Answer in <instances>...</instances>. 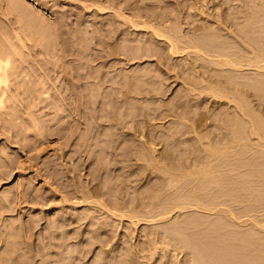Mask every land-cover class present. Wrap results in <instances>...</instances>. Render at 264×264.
Wrapping results in <instances>:
<instances>
[{"label":"rangeland","instance_id":"1","mask_svg":"<svg viewBox=\"0 0 264 264\" xmlns=\"http://www.w3.org/2000/svg\"><path fill=\"white\" fill-rule=\"evenodd\" d=\"M8 1H10V2H8ZM97 1V4L95 3ZM94 0V2H92V0H0V35H2L3 37H1L0 36V43L1 44H5L6 42V40L7 39H9L10 40V43H11V41H13L12 43H16V40L14 39L15 38V34L16 33H19L20 35H21V37H24L25 35H23L22 36V34H25V30H23V29H25L26 28V31L27 30H31V28H28L27 29V27H30L31 26V24L33 23L34 24V21H36V19L38 20V18H39V20L41 19V20H43V21H41L40 20V22H42L43 24L44 23H46V25L49 23V22H51L52 23V25H50L49 27H50V29H46V28H48V25L50 24H48L47 25V27L45 28H42V29H40L41 31L39 32L40 34L41 33H43L44 32V29L46 30V32L45 33H47L46 35H48V38L46 37V35L44 36V38H46L47 39V43H45L46 42V40H44V38H43V36L41 35V38H40V36H38L39 34L37 33V32H35L36 34H38L37 36H38V38H40V39H43L45 42H43V41H41L40 39V44H41V46H39V47H34L35 49V51H36V53H33L34 51L33 50H31L30 48H28V47H30L31 45V43H29V42H27V43H25L28 47L26 48V49H28L29 51H27L26 49L24 50V51H22L23 53V57H25V58H27V59H23V60H21V61H25L26 60V63H28L27 64V66H26V64H25V62L24 63H22V65H24V67L23 68H25V69H20L19 71L21 72V71H23V73L24 74H21L22 76H24V77H22V76H19L18 75V73H20L19 71H18V73H15V74H17L16 75V77H15V75H11V76H14V77H9V78H11V79H9V81H10V84L9 85H11V83H12V85L9 87V91H10V94H9V92H7L8 94H7V96H8V98L6 99L8 102L6 103V101H5V104L3 105V107L5 106V108H4V110H1L0 112L2 113H0V203H3V204H0V205H2L1 207H0V255L2 256V254L4 253V255H8L9 253V251H10V256L8 255V257L6 256V258H13V259H7V262L5 261H0V264H15L16 262V258H17V263L19 264V262H20V264H58V262L59 261H61V260H64V259H66V256H67V258L69 257V254H65V252L67 253V251H65L64 252V250H65V248H67V249H70V247H65L64 245L66 244V242L64 241H62V239H59V237L61 236V234H62V236L65 234V236L67 237V238H69V236L70 235H72V233H74V234H76V232L77 233H79V237L77 236V234L76 235H72L73 237H71V239L72 240H74V239H76L75 237H77V239L78 238H80V240H79V243H78V240H76L77 242H73L72 240V242H70V238H69V241L68 242H70L69 244V246H73V247H71L72 249H74V250H72V252L71 253H73V254H75L73 251H75V249H77V250H81L83 247V249H85V250H87L89 247L91 248V250L90 249H88L89 250V254H87V257H85L82 253H79V256H77L78 254H75V255H72L69 251V253H70V258L73 256L74 257V259L75 258H80V257H82V255H83V257H84V259L82 258V259H79V261L77 260V261H75L74 259H73V257L70 259L71 260V264H79V262H81V264H93V262H95L96 260H98L99 262H98V264H102L101 262H102V258H103V263H105V261H108L109 259L108 258H115V260L113 259H111L115 264H117V263H120V262H118L119 260H120V258L122 259V261L124 262V260H126L127 261V263H125V264H148V262H146V261H148L144 256H146V252H144L143 254H141V253H137L135 256H136V258L135 257H133L134 256V250H135V248H137L135 251H138V249L140 248V247H142V246H145V242H146V240H148V237H149V239H151V238H153V237H151L149 234L150 233H152V231L154 232V231H158V232H160L162 229H169L170 228V230H171V227H173L174 228V224L176 225L178 222H180L181 220L183 221V220H185L187 217L189 218L191 215V217H197V219H198V217H199V219H198V221L199 220H201L200 218H204L205 217V215L204 214H202V213H195L196 215H194V214H192V213H194V212H192V213H186V214H184L185 212H181L179 215L176 213V214H174L173 213V215L172 214H170V217L168 218V219H166V220H164V222L162 221V223H159L160 224V226H159V224L157 223L156 225H158V227H156V225H155V223H153V225L151 224V225H145V224H140V223H138L137 225H134V224H130L129 225V223H128V221H124L125 219L123 218V220L121 219V221H120V218H118L117 216L120 214L119 213V211H115V210H113V209H111L109 206H107L108 204H107V202H105V199L106 200H108L109 198V200H111V201H113V200H115L116 198L115 197H113V196H115V195H111L112 194V191L113 190H117V188H118V191H122L121 193H124L123 191H126L125 192V196H124V194H121L120 192H118V191H116L117 193H118V195L116 194V192H115V194H116V196L118 197L117 199H118V201H121V199H125V200H132V198H134V200H135V198L137 199L138 197H140V199H141V197L143 196V199L145 198V200H147V198H150L154 193H155V188H156V190L158 189V187L161 185V187H163L162 186V184H166V183H164V182H167V180L166 181H163V179H164V177H162V174H159L158 173V171H156L154 168H150V166L149 167H146L145 165H147L146 163H142V162H144V161H140V163H138L137 164V162L135 163V161H133V162H131L130 160L126 163V161H125V163L124 164H121V166H120V164H119V167L117 168L116 166H118V164L115 166L116 167V169L114 168V164L113 165H108L107 167H109V168H106V170L105 169H101V168H103L102 167V164H101V159L100 160H96V157L98 156V155H96L97 154V152L99 151V149L100 148H103V147H101L100 145V142H101V140H102V144H105V142L106 141H108V140H105L104 141V143H103V139H102V134H104L105 133V130L104 129H106V128H103V126H104V121H102L103 119H101V117H102V114H100V113H103V112H101L100 110H101V108H100V110H99V108L97 107V111L95 112V111H93L92 110V108L93 109H95L91 104L89 105L88 104V102H87V100H89V97H90V95L89 94H91V91L93 90V88L91 87V91H89V89H90V86L92 85H90L89 86V81H90V83H94L95 82V80H94V77L95 78H98L97 79V83L93 86V87H96V85L97 84H99V85H97V87H99L100 86V83L99 82H101V81H103L102 79H103V76L105 77V75L106 74H109L110 73V68H111V73H110V75L113 73V74H118V73H120V70H121V73H122V71H123V74H125L126 76H132V79H133V76H134V79L137 81V78H136V76H139V74H138V72H142V69H146L147 68V65L149 64V63H147V60L145 59H143V60H141V64H139L138 65V63H136L135 61H129L128 62V64L127 63H125V62H123V58L121 57V56H123V55H121L122 53L121 52H123V49L121 48L120 49V46H121V43H122V41H124V43H127V42H129L128 43V45H130V46H132V47H134V43H136V42H140V44L142 43V42H144L143 44H141V46L143 45V47L145 46V44H152V43H150L148 40L149 39H151V32H150V30H151V28H148L149 29V33H148V30L147 31H145L144 30V28H141L140 30L139 29H136V28H134L133 27V29H132V26L131 27H128V25L130 24L129 22V24L128 23H126L127 21L125 20V21H121V20H119V19H122L123 17H119V15H118V11L116 10L115 11V7H111L113 4L114 5H116V4H118L119 3V1L120 0H116V1H118V3H116V1L114 0V1H112V0H109V1H111L110 3H109V1L107 2V0ZM102 1V2H101ZM122 1V3L123 4H120L121 6H120V8L121 9H123V10H121L122 12L124 11V9H128V8H131L132 6L134 7H132V9L133 10H135V12L137 13V12H140V14H147L148 12H146L145 10H149V16H153V15H150V14H153L154 13V15H161V14H167L168 13V15H166V16H169V14L173 11L174 12V10L175 11H178V12H176V13H178V14H180V18L176 15V13H175V15L177 16V18H179L181 21H185V22H187V20L189 21V23H192V22H194V24L196 25H199V23H200V25H202L203 27H207V29L209 28V30H210V32L213 34V35H215L216 36V34L217 35H219L220 36V38L221 39H224L225 41H227V42H230V45L232 44V45H234L233 47L231 46V48H233L234 50H233V52H238L239 53V55L241 54V55H243L244 53L246 54V52L245 51H247L246 49H244V48H246L245 46L246 45H244L243 46V42L241 43V39L240 38H238L237 39V36H236V38H235V36H233V35H235L234 33H231V32H229V31H227V25H229V22H232L233 21V18H234V21H233V23L232 24H236V22H238L237 23V25H240V23H242V25H243V20H241L242 19V14L240 13L241 11L243 12V10H242V8H239L240 6L241 7H243V5H239L240 3L242 4L245 0H242L243 2H241V0L239 1V0H236V2H235V0H227V2H229V1H231V2H229V3H225L224 1H226V0H217V4H216V0H214V1H211V0H188V1H185V4L183 3L184 1L183 0H156V1H153V0H132L131 2H132V4H131V2H129V0H121ZM127 1V2H126ZM138 1H140V3L138 2ZM157 1H159V2H157ZM182 1V2H181ZM198 1V2H197ZM240 3H239V2ZM254 1H256V0H254ZM64 2V3H63ZM79 2H80V4H79ZM84 4L85 3V5L87 6H85V5H83L82 3ZM107 2V3H106ZM128 2H129V4H130V7H129V5H127L128 4ZM135 2H137V3H135ZM144 2V3H143ZM150 2V3H149ZM152 2V3H151ZM162 2H164V3H162ZM181 4H180V3ZM188 2V3H187ZM190 2V3H189ZM193 2V3H192ZM204 2V3H203ZM232 2H233V4H232ZM246 2H250V1H247L246 0ZM72 3V4H71ZM98 3H100V4H102L101 6H100V4L98 5ZM136 4V5H138L139 4V6H137L136 7V5H134V4ZM156 3H157V5H156ZM161 4V6L159 7V5ZM173 3V4H172ZM178 3V4H177ZM182 3H183V5L185 6H183L182 5ZM202 3H203V5H202ZM209 3H211V4H209ZM223 3V4H222ZM231 3V4H230ZM254 3V2H253ZM107 4L109 5H111V6H109V7H111V8H115V9H111V8H109L108 6H107ZM141 4V5H140ZM143 4V5H142ZM165 4H167V5H165ZM180 4V5H179ZM192 4V5H191ZM201 4V5H200ZM230 4V5H229ZM239 6H238V5ZM246 4H249V3H246ZM255 4V3H254ZM79 5V6H78ZM83 5V6H82ZM98 5V6H97ZM113 5V6H114ZM132 5V6H131ZM152 5V6H151ZM172 5V6H171ZM181 5H182V7H181ZM187 5V6H186ZM190 5V7H188ZM207 5V6H206ZM214 5V6H213ZM238 7H236V6ZM251 5V4H250ZM249 5V6H250ZM70 6V7H69ZM128 7V8H126V7ZM203 6V7H202ZM220 6H221V8H220ZM228 6V7H227ZM230 6H232V8H230ZM249 6H247L246 5V7H248V8H250ZM253 4H252V6H251V8H253ZM84 7H86L87 8V10L89 11H87L86 10V8H84ZM88 7H90V8H88ZM103 7H105L104 9L106 10H101V8H103ZM123 7V8H122ZM143 7V8H142ZM145 7H148L147 9L145 8ZM166 7H168L169 9H170V7H171V10L172 11H170V10H166L167 8ZM181 7V8H180ZM205 7V8H204ZM213 7V8H212ZM226 7H227V9H226ZM237 9H236V8ZM245 7V6H244ZM244 7H243V9H244ZM84 10H83V9ZM98 8H100V9H98ZM135 8H137V9H135ZM159 9V10H163V11H165V13L163 12V11H160V12H158L157 11V9ZM183 8H184V12H182L183 11ZM190 9L191 8V12H189L190 10H186V9ZM215 8H216V10H215ZM248 8H246V9H248ZM78 9V10H77ZM81 11H80V10ZM107 9H111V10H108L107 11ZM144 9V10H143ZM193 9V10H192ZM206 9V10H205ZM230 9H231V11L233 12V14H234V17L232 16L233 14H232V12L230 11ZM234 9H235V13H234ZM240 11H239V10ZM100 10H101V12H100ZM136 10H138V11H136ZM140 10V11H139ZM142 10V11H141ZM153 10H156V12L155 11H153ZM180 10H181V12L182 13H180ZM186 10V11H185ZM229 10V11H228ZM236 10H238L239 11V15H237L236 13L238 12H236ZM56 11V12H55ZM86 11V12H85ZM112 11H114V12H116V13H113ZM130 10H125L124 11V18H128V19H131V21H132V18H129V17H131L129 14L131 13V12H129ZM206 11V12H205ZM211 13L212 12V15L209 13V12ZM73 13V14H71V13ZM121 12V13H122ZM128 12V13H127ZM153 12V13H152ZM158 12V13H157ZM161 12H163V13H161ZM167 12V13H166ZM195 12V13H194ZM229 12H231V18H229ZM244 12H245V10H244ZM52 13V14H51ZM84 13V14H83ZM91 13V14H90ZM99 13V14H98ZM121 13H119V14H121ZM156 13V14H155ZM174 13H171V14H173L172 16H173V18L175 17L176 18V16L174 15ZM199 13V14H198ZM201 13V14H200ZM208 13V14H207ZM107 14V15H106ZM114 14V15H113ZM116 14V15H115ZM129 16V17H127V15ZM170 14V15H171ZM215 14V15H214ZM217 14V15H216ZM38 15H41V16H38ZM56 15V16H55ZM73 15V16H72ZM82 15V16H81ZM91 15H92V17H91ZM108 15H109V17H108ZM164 15V16H165ZM203 15V16H202ZM211 15V16H210ZM214 15V16H213ZM219 15V16H218ZM235 15H237V17H240V18H238V20H235V18H236V16ZM48 16H49V18H50V20L49 19H45V18H48ZM56 18H55V17ZM171 16V17H172ZM199 16V17H198ZM209 16V17H208ZM212 16L214 17V18H212ZM242 16V17H241ZM67 17V18H66ZM74 17V18H73ZM89 17V18H88ZM102 17V18H101ZM113 17V18H112ZM115 17V18H114ZM155 17V16H154ZM170 17V16H169ZM186 17V19L185 20H183L184 18ZM219 17H221V21H222V24L223 23H225V24H227L226 25V27L225 26H223L222 27V29H221V26H222V24H219V23H221V22H219L220 20H219ZM36 18V19H35ZM47 21H44V19ZM53 18V20H51ZM78 18V19H77ZM119 18V19H118ZM153 18V17H152ZM168 18V17H167ZM183 18V19H182ZM189 18V19H188ZM203 18V19H202ZM211 18V19H210ZM57 19V20H56ZM88 19V20H87ZM111 19V20H110ZM145 19V18H144ZM207 19V20H206ZM210 19V20H209ZM237 19V18H236ZM240 19V20H239ZM20 20V21H19ZM39 20L38 21H36L35 22V25H34V29H32V30H39V26H38V24H40V22H39ZM71 20V21H70ZM83 20V21H82ZM98 20V21H97ZM116 20H118V21H116ZM136 20V21H135ZM138 20H140V19H138V18H134L133 19V21L134 22H139ZM191 20H192V22H191ZM213 20H215V22H216V24L214 23V21ZM219 20V21H218ZM30 21H33V22H30ZM54 21V22H53ZM56 21H58V22H56ZM61 21V22H60ZM70 21V22H69ZM76 21V23H74ZM101 21V22H100ZM107 21H109V22H107ZM110 21L112 22L113 21V23H110ZM115 21V22H114ZM144 21H147V22H149V20L147 19V20H144ZM229 21V22H228ZM23 22V23H27V22H30V23H28V24H26V25H28V26H26V27H24L23 28V26H22V30L24 31L23 33L21 32V23ZM64 22V23H63ZM68 22V23H67ZM71 22H73V23H71ZM96 22V23H95ZM104 22V23H103ZM117 22H118V24H117ZM140 22H142V20L140 21ZM146 22V23H147ZM185 22H184V24L181 26V29L182 30H184L185 29V32H186V30L188 29V25H187V23H186V25H185ZM196 22H198V23H196ZM209 22V23H208ZM227 22V23H226ZM235 22V23H234ZM41 23V24H42ZM53 23H55V24H57V25H55L56 27V35L54 36H52V37H50L52 34H50L51 32L53 33V31H51L52 29H51V26H54V24ZM61 23V24H60ZM81 23V24H80ZM91 27L92 26V28H89L88 27V25ZM100 23H101V25H100ZM149 23H151V22H149ZM204 23V24H203ZM75 24H76V26H75ZM85 24L87 25L86 27L87 28H89V29H87V28H85ZM110 24V25H109ZM119 24H123L124 25V27L122 26V25H119ZM127 24V25H126ZM152 24V23H151ZM214 24V25H213ZM219 24V25H218ZM20 25V26H19ZM30 25V26H29ZM97 25V26H96ZM106 25V26H105ZM107 25H109V26H107ZM117 25V26H116ZM120 27H119V26ZM131 25V24H130ZM185 25V26H184ZM210 25V26H209ZM24 26H25V24H24ZM38 26V27H37ZM73 26V27H72ZM74 26H75V29H74ZM84 26V27H83ZM122 26V27H121ZM127 28H126V27ZM150 26V24H147V27H149ZM217 26V27H216ZM220 26V27H219ZM19 27V28H18ZM37 27V28H36ZM60 29H59V28ZM68 27V28H67ZM70 27V28H69ZM79 27V28H78ZM83 27V28H82ZM112 29H114V30H112ZM219 27V28H218ZM18 28V29H17ZM32 28H33V25H32ZM67 28V29H66ZM81 28V29H80ZM86 30H85V29ZM98 28V29H97ZM122 28H124V29H122ZM140 28V27H139ZM223 28H225V29H223ZM53 29H54V27H53ZM66 29V30H65ZM78 29H79V31H78ZM96 29H97V31H96ZM112 31H114L113 33H115V34H111V30ZM117 29H118V31H117ZM126 29V30H125ZM127 29H129V31L127 30ZM132 29V31H130ZM234 29H235V27H234ZM5 32H3V31ZM31 30V31H32ZM48 30H50V31H48ZM68 30H70V31H68ZM80 30H81V32H80ZM93 30V31H92ZM103 30V31H102ZM121 30H122V32H121ZM221 30V31H220ZM14 31L16 32V33H14ZM86 31V32H85ZM88 31V32H87ZM100 31V32H99ZM110 31V34H108L107 35V33ZM126 31V33H132L133 32V34L131 35V37H129V40L130 41H132V42H130L129 40H128V37L126 36V33L123 35V33ZM138 31H140L139 32V34H138ZM144 31L146 32L145 34H144ZM225 31V34L223 33ZM21 32V33H20ZM30 31H28L27 33H29ZM34 32V31H33ZM48 32H49V34H48ZM66 32V33H65ZM69 32V33H68ZM74 32H77V33H74V35H73V33ZM99 32V33H98ZM106 32V33H105ZM222 32V33H221ZM229 33V35L227 34V33ZM45 33H43V35L45 34ZM62 33V34H61ZM85 33H92L91 35L90 34H85ZM96 33H98V34H96ZM103 33V35H101ZM105 33V34H104ZM14 34V35H13ZM59 34V35H58ZM65 34H67L66 36H65ZM148 34H150V35H148ZM223 34V35H222ZM230 34H231V36H233V37H231L230 36ZM5 35V36H4ZM27 35V34H26ZM50 35V36H49ZM106 35V36H105ZM117 35V36H116ZM128 35V34H127ZM143 35H145V36H143ZM9 36V37H8ZM12 36V37H11ZM56 36H58V38H56ZM77 36V37H76ZM85 36V37H84ZM92 36V37H91ZM103 38H102V37ZM126 36V37H125ZM129 36V35H128ZM132 36H134V37H132ZM144 37V39L145 40H143V37ZM149 36V37H148ZM227 36V40L224 38V37H226ZM8 37V38H7ZM60 37V38H59ZM97 37H99V38H97ZM146 37V38H145ZM26 37H24L23 39H25ZM80 38V39H79ZM86 40H85V39ZM88 38V39H87ZM92 38V39H91ZM109 38L111 39L110 40V43H109ZM125 38V39H124ZM126 38H127V42H126ZM134 38V39H133ZM153 38V37H152ZM228 38H231L230 40L228 39ZM2 39H6L5 41L4 40H2ZM14 39V40H13ZM70 39V40H69ZM81 39H82V41H81ZM99 39H101V41H102V45L100 44H97L96 42V40H99ZM102 39H104V40H102ZM113 39V40H112ZM115 39V40H114ZM123 39V40H122ZM133 39V40H132ZM240 39V40H239ZM73 40V41H72ZM78 40V41H77ZM105 40H107V41H105ZM232 40H234V41H232ZM237 40V41H236ZM59 41V42H58ZM77 41V42H76ZM96 41V42H95ZM117 41V42H116ZM133 41H136V42H134L133 43ZM240 41V42H239ZM3 42V43H2ZM82 42V43H81ZM105 42V43H104ZM107 42V43H106ZM155 42V41H154ZM235 44H234V43ZM29 43V44H28ZM43 43V44H42ZM61 43H63V44H61ZM93 43H94V45H93ZM97 45H99L100 47L99 48H95L96 47V44ZM131 43H132V45H131ZM47 44V45H46ZM50 44V45H49ZM137 44V43H136ZM136 44H135V46H136ZM238 46H237V45ZM241 44V45H240ZM45 47H44V46ZM58 46L59 45V47H56V49H55V46ZM69 45V46H68ZM92 45V46H91ZM111 45L112 47L110 48L109 46ZM113 45H114V49L115 50H117L118 48H119V51H118V53H120L119 55H120V57H116V56H119V55H116L115 57H111L110 56V52H111V49L113 48ZM120 45V46H119ZM124 45V44H123ZM122 45V46H123ZM155 44L153 43V46H154ZM157 45V44H156ZM164 45V44H163ZM236 45V46H235ZM47 46V47H46ZM49 46H51V47H49ZM72 46V47H71ZM121 46V47H122ZM166 46V45H165ZM165 46H163L164 47V50H165ZM239 46H241V47H239ZM4 47V46H3ZM41 47V48H40ZM98 47V46H97ZM110 48V49H107V48ZM157 47V49H159L160 47H162V45L160 44V47L159 46H156ZM159 47V48H158ZM235 47V48H234ZM239 49V50H241V49H244V50H241V52H239V50L237 49V48ZM39 48L44 52V55H43V52H40L41 50H39ZM43 48V49H42ZM47 48V49H46ZM57 48H58V50H59V52H57L58 50H57ZM101 48H103V49H101ZM106 48V49H105ZM154 48V47H153ZM62 49V50H61ZM88 49V50H87ZM102 50V52H101V50ZM114 49H112L113 51H114ZM235 49H237V50H235ZM21 50V49H20ZM37 50H39V51H37ZM47 50V51H46ZM51 50V51H50ZM55 51V53H54V51ZM61 50V51H60ZM84 50V51H83ZM100 50V51H99ZM164 50H161V51H164ZM2 51V50H1ZM0 51V53H2ZM46 51V52H45ZM75 51V52H74ZM90 51V52H89ZM93 51V52H92ZM104 51V52H103ZM107 51H109L108 52V56L106 55L107 53ZM121 51V52H120ZM26 54H25V53ZM30 52H32V54L30 53ZM37 52H39L40 54L42 53V55H40V56H42V57H39V58H35V57H38V54H37ZM244 52V53H243ZM27 53L29 54V57H27L28 55H27ZM48 53H50L49 55H47ZM93 53V54H92ZM106 53V54H105ZM115 53V52H114ZM117 53V54H118ZM37 54V55H36ZM52 54V55H51ZM54 54V55H53ZM55 54H57V55H55ZM63 54H64V56H65V58H64V56H63ZM85 54V55H84ZM188 54V52L187 53H181V56H183L182 58L178 55L177 57H179L180 59H174L173 60V62H175V63H177V64H180L181 62V66H187V61H188V59H189V61H188V64H189V66L188 67H190V63L191 62H193V60L195 59V56L193 55V54H190V55H188V56H186V55ZM26 55V56H25ZM51 55V56H50ZM69 55V56H68ZM112 55H115V54H112ZM247 55V54H246ZM55 56H56V58H55ZM59 56V57H58ZM77 56V57H76ZM90 56V57H89ZM184 56L187 58V59H185L184 60ZM44 57V58H43ZM47 57L49 58V59H47ZM52 57H53V59H52ZM102 57H106V58H103V59H101ZM36 60H35V59ZM42 58V59H41ZM62 58H64V60L62 59ZM92 58V59H91ZM115 58V59H114ZM203 58V57H202ZM204 58H206V57H204ZM30 60V62H31V64L32 65H30V62H29V60ZM32 59V60H31ZM56 61H55V60ZM62 60V61H60V62H58V60ZM81 59V60H80ZM84 59V60H83ZM116 59H117V61H116ZM123 59V60H122ZM182 59H183V61H182ZM206 59H208V60H210L209 58H206ZM28 60V61H27ZM34 60V61H33ZM40 60H42V61H40ZM48 62H47V61ZM90 60V61H89ZM92 60V61H91ZM94 60V61H93ZM118 60H120V61H118ZM150 60V59H149ZM181 60V61H180ZM50 61V62H49ZM84 61V62H83ZM98 61V62H97ZM143 61V62H142ZM152 61H154V60H151L150 62H152ZM184 61H185V64H184ZM206 60L205 59H200V60H198V61H196L197 63H198V65L200 66V70H201V67L202 66H205V72H208V74H210V76H211V74H212V72L211 71H213L214 72V69H216V70H219L218 69V67H216L215 65H213V64H210V62H209V64L207 63V61L205 62ZM34 62V63H33ZM36 62V63H35ZM44 62V63H43ZM58 62V63H57ZM64 62V63H63ZM139 62V61H138ZM190 62V63H189ZM38 63V64H37ZM50 64V65H47V64ZM57 63V64H56ZM66 63V64H65ZM112 63H114V64H112ZM132 63V64H131ZM36 64H37V66H39V68L36 66ZM53 64V65H52ZM124 66H123V65ZM144 64V65H143ZM45 65H47V66H45ZM55 65V66H54ZM61 65H62V67H61ZM64 65V66H63ZM83 65V66H82ZM107 65V66H106ZM129 65V66H128ZM152 65H154V62L152 63V64H149L148 65V70H150V69H153V68H149V67H153ZM207 65V66H206ZM212 65V66H211ZM35 66L37 67V68H35ZM44 66L46 67V68H44ZM51 66V67H50ZM53 66V67H52ZM86 66V67H85ZM116 66V67H115ZM141 66V68H139ZM210 66V67H209ZM213 66H215L214 68H213ZM125 67V68H124ZM145 67V68H144ZM167 67H169V65L167 66ZM20 68H21V66H20ZM34 70H33V69ZM55 68V69H54ZM63 68L65 69V70H63ZM86 68V69H85ZM114 68V69H113ZM135 68V69H134ZM137 68H139V69H137ZM163 68V67H162ZM175 68V70H176V67H174ZM208 68H210V69H208ZM27 69V70H26ZM32 71H31V70ZM41 69V70H40ZM74 69V70H73ZM123 69V70H122ZM222 69V68H221ZM225 69V68H224ZM38 70H39V73H38ZM54 70V71H53ZM60 70V71H59ZM62 70V71H61ZM138 70V71H137ZM177 70H178V67H177ZM175 71V72H178V71ZM211 70V71H210ZM238 70V69H237ZM244 71V73L245 72H247L249 75H252V73L254 74V72L256 71L257 72V70H255V69H250V68H247L246 69V67L245 68H241L240 70H238V72H240V71ZM29 71V72H28ZM113 71V72H112ZM116 71H117V73H116ZM119 71V72H118ZM132 71V72H131ZM203 71V72H204ZM243 71H242V74H243ZM254 71V72H253ZM28 73L27 74V76L25 75L26 73ZM37 72V73H36ZM42 72V73H41ZM52 72H55V73H52ZM64 72V73H63ZM90 72V73H89ZM115 72V73H114ZM131 72V73H130ZM179 72H180V70H179ZM255 72V73H256ZM33 73V74H32ZM68 75H66V74ZM71 73V74H70ZM97 74V75H100V76H97V75H95V74ZM136 74V76L134 75V74ZM251 73V74H250ZM30 74H32V75H30ZM52 74H53V76H52ZM94 75V77H93V80L94 81H92V80H90V77H92L93 75ZM112 74V75H113ZM128 74V75H127ZM133 74V75H132ZM171 74V73H170ZM173 74V73H172ZM30 75V76H29ZM34 75H36L38 78H39V82H38V78H37V80L35 81V79H36V76H34ZM40 75V76H39ZM111 75V76H112ZM213 75V74H212ZM244 75H246V73L244 74ZM25 76H26V79H25ZM31 76H34V77H32L31 78ZM41 76H42V78H41ZM48 76H50V77H48ZM71 76V77H70ZM110 76V77H111ZM115 76V75H114ZM193 76V75H192ZM17 77H20V78H18L17 79ZM109 77V75H108V78L109 79H111ZM186 77V76H185ZM184 76L182 77L183 78V81H185L184 80V78H185ZM194 77L196 78V76L194 75ZM21 78H23L22 80H21ZM33 78H35V79H33ZM49 79V81L51 82H49V81H47L48 79ZM106 78H107V76H106ZM106 78H104V79H106ZM182 78H181V80H182ZM190 78V76L186 79V81H188V79ZM192 78V77H191ZM189 79V81L190 82H192V83H194L195 81L194 80H196V79ZM17 79V80H16ZM45 79V80H44ZM72 79V80H71ZM99 79L101 80V81H99ZM109 79H106V80H109ZM133 79V80H134ZM198 79V78H197ZM200 79V81L202 80L201 78H199ZM221 79V78H220ZM220 79L218 80V81H220ZM21 80V81H20ZM26 80H29L28 82L26 81ZM53 80V81H52ZM78 80H80V81H78ZM85 80V81H84ZM105 80V83L106 84H108L109 82H111L110 80L109 81H106ZM128 80V79H127ZM135 80L133 81L134 83H133V85L132 86H134V84L135 85H138V84H141V83H143V82H141V83H136L135 82ZM210 80H212V77H210ZM19 81H20V83H19ZM78 81V82H77ZM83 81V82H82ZM99 81V82H98ZM116 81V80H115ZM178 81V82H177ZM176 81V84H173V85H171L172 87H170L171 89H169V92H167L166 93V95L164 96L165 98H163V102L161 103V105L162 104H164L163 106H161L160 107V105L159 104H157L156 102H154V101H151V102H153V104L151 103V102H149L148 103V108H149V110L150 111H152V112H150L149 113V115H152V116H154L153 114H151V113H154L155 114V116H154V118H153V121H151L150 123L148 122V118H149V116L146 118L145 117V119H147V125L146 124H143V126H145V127H147V129H146V133H150L149 131H151V133H150V136L148 135V134H145V135H148L149 137H152L153 139H157V138H160V140L159 139H157L156 140V142L154 141V143H155V145H153V146H155V148L158 150L159 149V151H158V153H156V154H158L159 155V153H162L163 151L161 150V149H165V151L168 153L169 152V154H171L172 155V157H174V159H172V161H171V163L174 165V166H179L180 165V163H182V161L180 160V159H182L183 160V162H184V160H185V156L187 157V156H189V157H197V158H199L200 157V159H199V161L201 160V158H202V156H203V154H202V151H201V149H200V145L195 141L196 139V135L194 134V132H192V131H190V130H192L191 129V125H193L194 123H192L196 118L195 117H193V116H195L196 115V117L198 118V116H201V114H208V111H214L213 113L214 114H217V115H215L214 116V114H212L211 113V111L209 112L210 114H211V116L210 115H206V117H207V124H203V123H205L204 121L206 120H204L203 122H202V130L204 129V131H205V129L208 127L209 128V125L210 124H213V123H211L210 122V120L212 121V119H215V122H214V124H215V126H217L221 131H222V129H221V127H224L225 125H223V124H225V123H220L221 121H224V120H226V118L225 119H223L224 117L223 116H226L225 114H226V112L228 111V112H231V114H232V112L233 113H235V111L233 110L234 108H233V102L231 101V100H229V98H228V100L230 101L229 103H228V100L226 99V98H224V99H221L220 98V100H219V98H216L215 97V99H213V98H211V94H208V93H211V92H209V91H207L206 92V90L208 89V90H210V83L207 81V82H204V80L203 81H201V82H199V81H197L200 85H201V87H200V85L198 84L197 85V83H194L193 84V86H194V88L193 89H195V87H196V92H195V90L192 92V91H190L191 90V88H192V83H190V82H188V85H187V82H183V83H180V82H182V81H180V80H177ZM206 81V80H205ZM222 81V80H221ZM15 82V83H14ZM18 84H17V83ZM41 82V83H40ZM45 82V83H44ZM56 82V83H55ZM22 83V84H21ZM32 83H33V85H32ZM36 83V84H35ZM38 83V84H37ZM45 85H44V84ZM48 83V84H47ZM70 83V84H69ZM102 84V86L101 87H106V88H108V89H106V88H104L103 87V90H102V92H104V91H106V93L104 94L103 93V96L100 98V100L103 98V97H105V99L106 100H108V99H110V101L108 100V102H110L111 103V98H107V94L109 93L110 94V92H112L113 91V89H110L111 88V86H113V88H120V85L118 86V83L116 82V85L113 83V84H108V85H111V86H109V87H107L106 86V84ZM112 83V82H111ZM205 83V84H204ZM207 83H209L210 85H208ZM16 84V85H15ZM23 84H26V85H29V86H26V88H24L25 87V85H23ZM40 84H43L42 85V88H41V85ZM55 86L56 85V87H54L53 85ZM67 84V85H66ZM69 84V85H68ZM183 84H185V85H182ZM189 84L191 85V88H187V87H185L186 85L187 86H189ZM204 84V85H203ZM15 85V86H14ZM21 85H23V86H21ZM40 85V86H39ZM46 85H48V87H45ZM52 86V88H51V86ZM115 85V86H114ZM142 85V84H141ZM177 85H178V87H177ZM181 85V86H180ZM206 85V86H205ZM18 86H21V87H18ZM35 87V89H34V87ZM38 88H37V87ZM68 86V87H67ZM116 86H118V87H116ZM131 86V89H134V87H132ZM175 86V87H174ZM180 86V87H179ZM203 86V87H202ZM16 87V88H15ZM22 87H23V89H22ZM32 87V88H31ZM44 87V88H43ZM100 87V88H101ZM183 87V88H182ZM12 88V89H11ZM15 88V89H14ZM30 88V89H29ZM100 88L98 89V88H96V89H94L95 91H100L101 92V90H100ZM185 88H187L186 90H185ZM199 88H200V90H202V91H200L199 90ZM205 88V89H204ZM207 88V89H206ZM211 88L213 89L214 87H213V85L211 86ZM11 89V90H10ZM16 89H17V91H16ZM44 89H46V90H44ZM69 91H68V90ZM98 89V90H97ZM102 89V88H101ZM105 89V90H104ZM177 89H178V91H177ZM190 89V90H189ZM222 89H224V88H222ZM26 90V91H25ZM30 90V91H29ZM36 91V93H35V91ZM38 90L40 91V92H38ZM42 90V91H41ZM173 90H174V92H175V94H174V92H173ZM187 90H189V92H190V94L189 93H187L186 91ZM215 90V88L213 89V91ZM224 90H226V89H224ZM13 91H15L16 93L14 94L13 93ZM25 91V92H24ZM27 91H28V93H27ZM44 91V92H43ZM50 91V92H49ZM71 91V92H70ZM73 91V92H72ZM74 91H75V93H74ZM82 91V92H81ZM180 91H182V94H181V92ZM198 91H200V93L201 92H203V93H199ZM216 91V90H215ZM228 91V90H227ZM47 92H49L48 94H47ZM80 92V93H79ZM101 92V93H102ZM179 92H180V94H179ZM11 93H12V95H11ZM33 94L32 96H34V95H37L38 97L40 96V94H41V96H40V98L39 99H36L35 97H33L32 98V96H31V94ZM114 93V92H113ZM192 93V94H191ZM22 94V95H21ZM30 94V95H29ZM44 94V95H43ZM79 94V95H78ZM85 94V95H84ZM87 94V95H86ZM112 94V93H111ZM174 94V95H173ZM188 95V98H187V96L184 98V97H182L183 95ZM198 95L199 97L197 98V96H196V100L193 98V97H195L194 95ZM208 94V95H207ZM24 95V96H23ZM27 95V96H26ZM77 95V96H76ZM83 96L84 95V97L85 96H88V97H85V98H83V97H80V96ZM101 95V94H100ZM105 95V96H104ZM113 95V94H112ZM171 95V96H170ZM180 95H182V96H180ZM191 95L193 96V97H191ZM210 95V96H209ZM10 96V97H9ZM19 96V97H18ZM29 96L31 97V98H29ZM36 96V97H37ZM57 96H59V97H57ZM80 97V98H82L78 103L76 102V101H78V99L76 100V98L77 97ZM178 96L179 97H182V99L183 100H179V98H178ZM230 96V95H229ZM26 99H25V98ZM46 97H49L48 98V101H47V99H46ZM61 97V98H60ZM109 97H110V95H109ZM117 97V96H116ZM115 97V98H116ZM174 97V98H173ZM176 97V98H175ZM191 98V101L193 102V100L192 99H194L196 102H194L193 103V105H192V102L190 103L191 104V106L193 107L195 104H197L196 105V107H199L200 105V107L199 108H197V110H195L196 112H194V114H193V111L191 110V109H193L191 106H187V105H183L184 104V101H187L188 99H190ZM201 97V98H200ZM207 99H205V98ZM12 98V99H11ZM18 99L17 101V104H16V99ZM21 100H20V99ZM29 99V101L30 102H28L27 100ZM57 98V99H56ZM72 98V99H71ZM73 98H74V102H73ZM88 98V99H87ZM114 98V97H113ZM171 98V99H170ZM173 98V99H172ZM204 98V99H203ZM211 98V99H210ZM24 99V100H23ZM31 99H35L34 101L33 100H31ZM52 99H53V101H52ZM63 99V100H62ZM85 99H87V100H85ZM104 99V98H103ZM104 99V100H105ZM185 99V100H184ZM198 99H200V100H198ZM253 99V98H252ZM26 100V101H25ZM37 100V101H36ZM46 100V101H45ZM59 100H60V102H59ZM62 100V101H61ZM70 100V101H69ZM98 100H99V98H98ZM99 100V101H100ZM103 100V101H104ZM105 100V101H106ZM166 100V101H165ZM175 100V102H173ZM203 102H202V101ZM206 102H205V101ZM210 100V101H209ZM212 100H214L213 102H212ZM254 100L255 99H253V102H254ZM40 101V102H39ZM55 101V102H54ZM57 101H58V103H57ZM104 101V102H105ZM115 100H113L112 102H114ZM133 102H134V100H132ZM170 101V102H169ZM183 102V104H182V102ZM198 101H200V105L198 106ZM13 102V103H12ZM20 102H21V104H20ZM39 102V103H38ZM46 104H45V103ZM83 102V103H82ZM104 102H103V104H104ZM132 102V103H133ZM135 102H137V101H135ZM134 102V103H135ZM173 102V103H172ZM177 102H178V104H179V102H180V104L178 105L177 104ZM205 102V103H204ZM213 103V106H212V103ZM219 102V103H218ZM257 102V101H256ZM256 102H254V103H252V106H254V108L255 109H257V103ZM14 103H15V105H14ZM25 103V104H24ZM30 105H29V104ZM35 104L33 107H31L33 104ZM38 103V104H37ZM42 103H43V105H42ZM52 103V104H51ZM54 103V104H53ZM57 103V104H56ZM61 103H62V105H61ZM67 103V104H66ZM71 105H70V104ZM107 102H105V105H104V108H106L105 106H108V104H106ZM109 103V106L110 107H113V106H115L116 105V107L118 108V105L117 104H114L113 103V105H111ZM116 103V102H115ZM131 103V102H130ZM155 103V104H154ZM168 103H169V105H168ZM173 105H172V104ZM205 105H203V104ZM208 103V104H207ZM216 105H215V104ZM18 104H20L19 106H17ZM26 107H24L23 105ZM37 104V105H36ZM51 105V107H48V105ZM60 106H59V105ZM77 104V105H76ZM83 104V105H82ZM98 104L99 103H96V105L98 106ZM136 104H138V103H136ZM150 104V105H149ZM183 106H182V105ZM254 104V105H253ZM12 105H14V106H12ZM39 105H40V107H39ZM41 105H42V108H41ZM56 105H57V109H56ZM67 105V106H66ZM81 105V106H80ZM138 105H140V104H138ZM142 105H143V103H142ZM147 105V104H146ZM152 105V106H151ZM203 105V106H202ZM38 106V107H37ZM45 106V107H44ZM76 106V107H75ZM99 106H101V104H99ZM150 106V107H149ZM155 106V107H154ZM157 106L159 107V108H161L160 110H159V112L157 111V113L155 112V108L157 109ZM177 106H179V108L177 107ZM211 108H210V107ZM216 106V107H215ZM13 107H15V109L13 108ZM31 107V108H30ZM61 107V108H60ZM78 107H79V109H78ZM115 107V108H116ZM135 107V106H134ZM170 107V108H169ZM175 107H177V108H175ZM181 107L183 108V110L184 111H182V109H181ZM206 107V108H205ZM222 107V108H221ZM231 107V108H230ZM261 108H264V106H260ZM13 110H12V109ZM33 108V109H32ZM35 108V109H34ZM109 110H111L112 111V109L111 108H109V107H107ZM114 108V107H113ZM114 108V109H115ZM154 108V109H153ZM164 108V109H163ZM185 108V109H184ZM195 108V107H194ZM205 108V109H204ZM215 108V109H214ZM1 109H3V108H1ZM23 109H27L28 110V112L29 113H31V114H29V113H27L26 111L27 110H23ZM29 109H32V110H34V111H32V110H30L29 111ZM113 109V110H114ZM164 111H163V110ZM170 109H172V110H170ZM188 109V110H187ZM190 109V110H189ZM200 109V110H199ZM202 109V110H201ZM208 109V111L207 112H205L206 110ZM15 110V111H14ZM71 110V111H70ZM73 110V111H72ZM85 110V111H84ZM92 110V111H91ZM108 110V112H110ZM182 111V112H186L185 114H187V113H189V112H187V111H190V113L189 114H187V115H189V117L191 116V115H193V116H191L190 117V119H192L191 120V122H189V119L187 120L188 122H186V121H183V125H185V126H181V124H182V121H180L181 119L179 118L180 116H177V114H180V111ZM230 110H233V111H230ZM236 110V109H235ZM257 110H261V112H262V115H263V113H264V109H260L259 108V106H258V109ZM14 111V112H13ZM26 113H25V112ZM132 111H134V110H132ZM172 111H173V113H172ZM191 111H192V114H191ZM4 112H6V113H4ZM37 112V113H36ZM86 112V113H85ZM113 112H115V111H112V113ZM129 112L131 113V111H128V114H129ZM162 112H164V113H162ZM198 112V113H197ZM201 114H200V113ZM218 112H220V115H219V113ZM225 112V113H224ZM3 113H4V115H3ZM14 113V114H13ZM79 113V114H78ZM95 113V114H94ZM111 113V115H113L114 116V114H112ZM115 113H117V112H115ZM135 114H138V113H143V111L142 112H138L137 110H136V112H134ZM158 113H159V115H158ZM166 113V117L164 116L163 117V115L162 114H165ZM171 113L173 114L172 116H177V118L176 117H172L171 116ZM176 113V114H175ZM5 114H6V116H5ZM29 114V115H28ZM38 114V115H37ZM93 114V115H92ZM124 114V113H123ZM160 114H161V116H162V120H161V116H160ZM167 114H169V115H167ZM191 114V115H190ZM199 114V115H198ZM230 114V113H229ZM229 114H227V116L229 115ZM230 114V115H231ZM236 114V113H235ZM13 117H12V116ZM28 115V116H27ZM32 115V116H31ZM78 115V116H77ZM87 115V116H86ZM95 115V116H94ZM104 115V114H103ZM106 115V114H105ZM116 115V114H115ZM125 115V114H124ZM127 115V114H126ZM133 115V114H132ZM139 115V114H138ZM148 115V114H147ZM146 115V116H147ZM158 115V116H157ZM215 117H213V116ZM222 115V117H220ZM261 115V116H262ZM16 116V117H15ZM31 116V118H29ZM37 116H38V118H37ZM94 116V117H93ZM134 116V115H133ZM136 116V115H135ZM134 116V117H135ZM156 116L157 117H159L160 119H158V118H156ZM219 116V118H217ZM8 117V118H7ZM36 117V118H35ZM77 117V118H76ZM138 117H140V116H137V118H135V119H138ZM151 117V116H150ZM188 117V118H189ZM209 117H213V118H210L209 119ZM263 117V119H264V116H262ZM2 118V119H1ZM12 118V119H11ZM33 118H35L34 119V121H33ZM40 118V119H39ZM56 118V119H55ZM80 118V119H79ZM86 118V119H85ZM126 118V117H125ZM166 120H165V119ZM179 118V119H178ZM200 118V117H199ZM217 118V119H216ZM17 119V120H16ZM30 120V119H32V120H30L29 122H28V120ZM89 119H91V120H89ZM140 120H142L143 119V117L142 118H139ZM138 119V120H139ZM150 120H151V118H149ZM155 119V120H154ZM164 119V120H163ZM176 119V120H175ZM178 119V120H177ZM209 119V120H208ZM221 119V120H220ZM12 120H16L15 121V123H14V121H12ZM102 121V122H100V121ZM128 120H129V118H128ZM127 120V121H128ZM158 120V121H157ZM173 120V121H172ZM198 120V119H197ZM217 120V121H216ZM220 120V122H218ZM13 122V124L15 125H13L12 124V122ZM42 122V124L40 123V122ZM44 121V122H43ZM78 123H77V122ZM86 121V122H85ZM168 121V122H167ZM170 121H171V123H170ZM196 121V120H195ZM11 122V123H10ZM35 124H33V123ZM39 122V123H38ZM49 122V123H48ZM75 122V123H74ZM88 122V123H87ZM91 122V123H90ZM156 122V123H155ZM185 122V123H184ZM218 123V125H217V123ZM44 123V124H43ZM48 123V124H47ZM96 123V124H95ZM103 123V124H102ZM178 123H180V127H179V124ZM188 123V124H187ZM192 123V124H191ZM210 123V124H209ZM38 124V125H37ZM39 124H40V127H39ZM77 124V125H76ZM86 124V125H85ZM108 125H109V123H107ZM107 124H106V126H107ZM151 124V125H150ZM158 124H160V126H161V124H162V126L161 127H159L158 126ZM178 124V125H177ZM190 124V125H189ZM209 124V125H208ZM213 124V125H214ZM221 124V125H220ZM34 125V126H33ZM75 125V126H74ZM93 125V126H92ZM102 125V126H101ZM154 125H155V128H154ZM170 125V126H169ZM172 125H173V127H172ZM178 127H177V126ZM205 125V128L203 127ZM36 126H37V129H36ZM45 126V127H44ZM72 126V127H71ZM150 126H151V128H150ZM156 126H158V127H156ZM165 126V128H163ZM186 126H188V128H186ZM207 126V127H206ZM220 126V127H219ZM43 127V128H42ZM74 127V128H73ZM76 127H78L77 129H75ZM87 127V128H86ZM89 127H91V129L89 128ZM105 127V126H104ZM149 127V128H148ZM169 127L170 128V130H169V128L167 129V128ZM216 127V129H218ZM48 130H47V129ZM108 128V127H107ZM140 128V127H139ZM152 128L154 129V131L152 130ZM178 128V129H177ZM183 128H185L186 129V131L188 130V133H190V134H188V135H186L187 134V132L185 131V136H184V134L182 135V134H180V132L179 131H181V130H183ZM201 128V127H200ZM39 129V130H38ZM51 129V130H50ZM88 130V132H86L87 130ZM150 129V130H149ZM159 129V130H158ZM161 129V130H160ZM177 129V130H176ZM180 129V130H179ZM190 129V130H189ZM212 129V130H211ZM214 129V127H210V129H206V131L205 132H207V130L208 131H213L215 134H217L216 135V138L217 137H219V136H222V134L220 133V134H218V131L216 132L215 130H213ZM47 130V131H46ZM51 131V133H50V131ZM77 130H78V132H77ZM86 130V131H85ZM101 130V131H100ZM109 131L110 130H112V129H108ZM107 129H106V132L108 131ZM166 130V131H165ZM173 130V131H172ZM197 130H199L198 132L200 133V129H197ZM49 131V132H48ZM83 131H85V132H83ZM100 133H99V132ZM108 131V132H109ZM113 131V130H112ZM115 131V130H114ZM113 131V133H115ZM122 131V130H121ZM120 131V132H121ZM126 131H128V130H126ZM163 131H165V132H163ZM210 131V132H211ZM39 132V133H38ZM45 132V133H44ZM119 132V131H118ZM120 132H119V134H117V135H112V136H114V138L116 137L117 139H118V141L116 140V139H114L113 138V140L115 141V143L117 142V144H119L120 142H122V144H123V146H124V142L126 141V140H124V139H129L130 137V135H131V138H132V136H135L136 134H123V133H121L120 134ZM124 132V131H123ZM152 132H153V134H152ZM175 132V134H173ZM204 132V133H205ZM209 132V133H210ZM225 132V131H224ZM224 132L222 131V133L224 134ZM44 133V134H43ZM48 133V134H47ZM50 133V134H49ZM76 133H78V134H76ZM168 133V134H167ZM173 134V135H170V134ZM179 133V134H178ZM192 133V134H191ZM201 133H202V131H201ZM200 133V134H201ZM208 133V134H209ZM87 134V135H86ZM206 134V133H205ZM211 134H212V132H211ZM38 137H37V136ZM46 135H50V136H46ZM105 135V134H104ZM103 135V136H104ZM107 135V134H106ZM105 135V136H106ZM159 135V136H158ZM182 135V136H181ZM190 135V136H189ZM228 135V134H227ZM230 135V134H229ZM229 135H228V139L230 138L229 137ZM46 136V137H45ZM87 136V137H86ZM91 136V137H90ZM104 136V137H105ZM107 136H111L110 134H108ZM121 136H124V137H126V138H124V137H121ZM161 136V137H160ZM173 136V137H172ZM193 136V137H192ZM37 139H36V138ZM44 137H45V139H44ZM103 137V138H104ZM157 137V138H156ZM181 139H180V138ZM184 137V138H183ZM190 137V138H189ZM210 137H213L212 135L210 136ZM108 138V137H107ZM112 138V137H111ZM110 137H109V142L110 141H112L113 142V140L111 139ZM130 138V139H131ZM151 138V139H152ZM176 138V139H175ZM179 138V139H178ZM84 139V140H83ZM101 139V140H100ZM105 139V138H104ZM111 139V140H110ZM135 139V138H134ZM152 139V140H153ZM170 139V140H169ZM171 139H172V141H171ZM192 139V140H191ZM227 139V138H226ZM227 139V140H228ZM38 140V141H37ZM41 140V141H40ZM83 140V141H82ZM90 140V141H89ZM136 141H137V136H136V139H135ZM162 140H164V141H162ZM165 140H166V142H165ZM178 140H179V142H178ZM185 141V142H183V141ZM225 140V139H224ZM100 141V142H99ZM129 141V140H128ZM132 141V140H131ZM130 141V143H132ZM169 143H168V142ZM188 141V142H187ZM37 142V143H36ZM41 142V143H40ZM92 142V143H91ZM99 142V143H98ZM108 142V143H109ZM127 142V141H126ZM158 142V143H157ZM161 142V143H160ZM163 142H165V143H163ZM190 142V143H189ZM192 142V143H191ZM114 143V142H113ZM113 144V145H115L114 146V148L113 149H115L116 148V144ZM130 143H127V144H130ZM138 143V142H137ZM137 143H136V146H137ZM158 145H157V144ZM159 143H160V145H159ZM184 143L187 145H184ZM193 143H194V145H193ZM196 143V144H195ZM222 143H225V141H222ZM43 144V145H42ZM106 144H107V142H106ZM111 144V143H110ZM122 144H119L118 146L119 147H123V146H120V145H122ZM126 144V143H125ZM162 144V145H161ZM179 144H181V145H179ZM40 145V146H39ZM85 145V146H84ZM87 145V146H86ZM113 145H112V147H113ZM131 145V144H130ZM130 145H128L129 147H131L132 148V151H133V148L134 149H136V148H138V147H135V144L134 143H132V145H134V146H130ZM139 145V144H138ZM164 145V146H163ZM178 145V146H177ZM183 145H184V148H183ZM196 145V146H195ZM39 146V147H38ZM100 148H99V147ZM111 146V145H110ZM110 146H108V144H107V146H105V147H110ZM117 146V147H118ZM127 146V145H126ZM127 146V147H128ZM140 146V145H139ZM156 146H158V147H156ZM165 146H166V148H167V150H166V148H165ZM176 146L178 147V148H176ZM199 146V147H198ZM112 147H110L109 149H111L110 151H109V149L106 151L107 153H111V151H112ZM117 148L118 149V151H117V149H115V151H117V152H120L121 150H123V149H120V148ZM126 147V148H127ZM173 147H174V149H173ZM182 147V148H181ZM194 147V148H193ZM196 147V148H195ZM35 148V149H34ZM38 148V149H37ZM124 148V147H123ZM125 148V149H126ZM170 148H171V152H172V150L175 152H170L169 150H170ZM180 148V149H179ZM188 150H187V149ZM123 150L122 152H124V151H126V150ZM129 149V148H128ZM155 149V150H156ZM176 149V150H175ZM179 149V150H178ZM185 149V150H184ZM193 149V150H192ZM197 149V150H196ZM200 149V150H199ZM102 151H103V149H101ZM104 150H106L105 148H104ZM120 150V151H119ZM137 150V149H136ZM157 150L155 151V152H157ZM178 150V151H177ZM101 151V152H102ZM109 151V152H108ZM114 151V150H113ZM112 151V156H114L115 155V153ZM128 151V150H127ZM126 151V152H127ZM165 151L162 153V155H164V153H165ZM184 151V152H183ZM198 151V152H197ZM178 152H179V154H178ZM186 152V153H185ZM192 152V153H191ZM87 153V154H86ZM99 153V152H98ZM109 153V154H110ZM132 154L133 152H131V151H129V154ZM166 153V154H167ZM174 153V154H173ZM183 153V154H182ZM185 153V154H184ZM196 153V154H195ZM197 153H198V155H197ZM89 154V155H88ZM102 153H100L99 155H101ZM114 154V155H113ZM122 154V153H121ZM125 153H123V155H124ZM128 154V152L125 154V156ZM156 154H154L153 153V155H155L156 156ZM183 156V155H185L184 157H180L181 155ZM187 154V155H186ZM192 156H191V155ZM200 154V155H199ZM87 155L89 156V159L88 160H86L87 159ZM96 155V156H95ZM133 155V154H132ZM131 155V156H132ZM174 155V156H173ZM178 155V156H177ZM196 155V156H195ZM80 156V157H79ZM84 156V157H83ZM92 156V157H91ZM102 156V155H101ZM112 156H109L108 155V157H110V159H112ZM120 156V155H119ZM199 156V157H198ZM108 157H107V159H108ZM194 157H193V159H194ZM117 158V157H116ZM124 158V157H123ZM125 158H127V159H129V157H125ZM105 159H106V157H105ZM103 160V161H106V160ZM113 159H114V157H113ZM113 159L110 161L111 163H113L114 161H113ZM119 159V158H118ZM177 159V160H176ZM192 159V160H193ZM93 160H96L97 161V164H98V162L101 164V165H99L98 164V166H101V168L98 170V168L99 167H97L96 165H95V161H93ZM178 160H180V162L178 161ZM102 161V162H103ZM108 161V160H107ZM113 161V162H112ZM138 161V162H139ZM178 161V162H177ZM188 161V160H187ZM198 161V162H199ZM22 162V163H21ZM110 162H103L104 164L103 165H105V164H109ZM129 162H131V163H129ZM175 162L176 163H178V164H175ZM20 163V164H19ZM94 163V164H93ZM142 163V164H141ZM200 163V162H199ZM22 164H24V165H22ZM130 164H134L133 165V167L131 168V166L132 165H130ZM145 164V165H144ZM19 165H21V166H19ZM130 167H129V166ZM143 165H144V167H143ZM136 166H137V168H136ZM140 166V167H139ZM106 166H104V168H105ZM139 167V168H138ZM14 168V169H13ZM134 168V169H133ZM143 168V169H142ZM149 168V170H147V169ZM17 169V170H16ZM95 169H97V171L98 172H95L96 173V175H94V171H96ZM133 169V170H132ZM151 169H153L154 170V172L151 170ZM19 170H21L22 172H20ZM25 170V171H24ZM38 172H37V171ZM130 170V171H129ZM150 170L152 171V172H150ZM16 171V172H15ZM37 173H36V172ZM119 171V172H118ZM146 171V172H145ZM149 172V174H148V172ZM156 171V172H155ZM35 172V173H34ZM93 172V173H92ZM117 172V173H116ZM145 174H144V173ZM97 173H102L101 175L100 174H97ZM128 173H129V175H128ZM157 173V174H156ZM6 174L8 175V176H6ZM92 174V175H91ZM142 174H144V175H142ZM148 174V175H147ZM153 174V175H152ZM11 175V176H10ZM38 175V176H37ZM99 175V176H98ZM135 175V176H134ZM138 175V176H137ZM152 175V176H151ZM159 175V176H158ZM6 176V177H5ZM93 176H95L94 178H93ZM119 176H121L120 178H119ZM125 176V177H124ZM96 177H98V178H96ZM118 177V178H117ZM95 178H96V180H95ZM149 178V179H148ZM154 178V179H153ZM163 178V179H162ZM115 179V180H114ZM129 179V180H128ZM146 179L148 180V181H146ZM18 180V181H17ZM114 180V181H113ZM118 180V181H117ZM129 181V182H128ZM163 181V182H162ZM19 182V183H18ZM106 182V183H105ZM139 182V183H138ZM144 182V183H143ZM135 183V185H133ZM141 183H143V185L141 184ZM161 183V184H160ZM126 184H128V185H126ZM146 186H145V185ZM104 185H105V187H106V189H108V187H109V189H110V191L108 192L106 189H104ZM114 185H116L115 187H114ZM125 185L126 186H130V187H128V189H127V187H125ZM141 185V186H140ZM92 186H98V187H100L101 189L100 190H105V192L106 193H109V195H111V196H108L107 197V195L104 197H98V196H93L94 197V199H93V197H92V199L91 200H95V204L93 205L92 203V205L90 204V203H88V205L86 204V203H84L85 202V200L87 201V199H82V200H84V201H82L81 200V198L82 197H80V199H79V196L80 195H83V194H86L87 195V191L89 192V189H91V188H96V187H92ZM122 186H123V188H122ZM88 187V188H87ZM103 187V188H102ZM113 187L115 188V189H113ZM126 188V190H124L125 188ZM140 187V188H139ZM18 190H17V189ZM52 188V189H51ZM120 188H122V190H120ZM135 188H137V189H135ZM160 188V187H159ZM141 189V190H140ZM17 190V191H16ZM25 190V191H24ZM132 190V191H131ZM22 191H23V193H25L26 195H25V197L23 198V199H21L20 201H18V204H20V206L16 203V201H14L13 200V197H14V194H15V192H21L22 193ZM76 191V192H75ZM137 191V192H136ZM9 192H10V195H9ZM56 192V193H55ZM79 192V193H78ZM81 192H84L83 194L81 193ZM104 192V193H105ZM128 192V193H127ZM53 193V194H52ZM136 193V194H135ZM76 196H75V195ZM126 194H127V196H126ZM151 194V195H150ZM60 195H62V196H60ZM73 195H74V198H73ZM91 195V194H90ZM6 196V197H5ZM60 196V197H59ZM120 196V197H119ZM49 197H50V199H49ZM132 197V198H131ZM1 198L2 199H7L8 198V200H9V204H7L8 206H6L5 205V202H3V200H1ZM11 198V199H10ZM37 198V199H36ZM38 198L39 199H41V200H38ZM61 200H60V199ZM62 198H64V200L62 199ZM79 200H78V199ZM121 198V199H120ZM127 198V199H126ZM4 199V200H5ZM35 201H34V200ZM44 199V200H43ZM65 199H66V201H65ZM45 200H48L47 202L45 201ZM80 200L84 203L82 206H81V203H78V201L80 202ZM133 200V201H134ZM137 200H139V199H137ZM38 201V202H37ZM45 201V202H44ZM63 201V202H62ZM89 201H90V199H89ZM96 201H98V202H100L101 204H103V205H101L100 203H98V202H96ZM13 202H15V203H13ZM93 202V201H92ZM103 202V203H102ZM107 204H105V203ZM135 202V201H134ZM79 205H78V204ZM97 203V204H96ZM15 204H17V205H15ZM90 204V205H89ZM100 205L101 206V208H99V207H97V205ZM106 205V207H102V206H105ZM17 206V207H16ZM25 206V207H24ZM5 207H7V208H9V210L7 209V208H4ZM15 208V209H14ZM105 208H109V210L111 211H105L104 209ZM4 209V210H3ZM114 214H113V213ZM117 214H116V213ZM116 214V215H115ZM200 214H202V215H200ZM178 215V216H177ZM180 215L182 216V217H180ZM184 215V216H183ZM194 215V216H193ZM213 217H214V220H216V225L217 226H219V228H220V226H222V227H224V226H226V224H227V221H225L224 219H222V217H220L218 214H211ZM84 216L86 217V218H88V219H86L85 218V220L83 219L84 218ZM89 216V217H88ZM114 216H115V218H114ZM173 216V217H172ZM216 216V217H215ZM83 217V218H82ZM184 217V218H183ZM206 217H208V216H206ZM211 217V216H210ZM210 217H208L209 219H210ZM218 217H220V219L218 218ZM63 218H64V221H63ZM80 218H82L81 220H79ZM118 218V219H117ZM171 218V219H170ZM173 218H174V220H173ZM212 218V217H211ZM66 220V221H65ZM69 220V221H68ZM119 220V221H118ZM168 220V221H167ZM204 220L205 219H202V221L204 222ZM207 220V219H206ZM70 221H73L72 222V224H71V222ZM75 221V222H74ZM77 221H78V223H77ZM173 221V222H172ZM178 221V222H177ZM64 222H67V226L65 225V223ZM61 223H63V225L61 224ZM121 223V224H120ZM174 223V224H173ZM218 223V224H217ZM69 224H71V225H69ZM65 225V226H64ZM69 225V226H68ZM132 225V226H131ZM141 225H143V226H141ZM115 226V227H114ZM153 226V227H152ZM17 227V228H16ZM131 227V228H130ZM135 227V228H134ZM221 227V228H222ZM48 228V229H47ZM118 228H120V229H118ZM15 229V230H14ZM62 229V230H61ZM131 229V230H130ZM71 230V231H70ZM72 230H74V231H72ZM135 230H137V231H135ZM8 231V232H7ZM51 231H52V233L53 232H55L54 234H52V235H54V236H52L51 235ZM69 231V232H68ZM76 231V232H75ZM134 231V232H133ZM69 234H68V233ZM84 234H83V233ZM60 233V234H59ZM126 233V234H125ZM144 233V234H143ZM8 234V235H7ZM51 235V236H49L50 238L51 237H54L53 238V240H51L49 237H48V235ZM83 234V235H82ZM133 234H134V236H133ZM60 235V236H59ZM98 235V236H97ZM99 235H100V237H99ZM146 235H148V237H146ZM56 236H58L57 238H56ZM82 236V237H81ZM97 236V237H96ZM117 236V237H116ZM15 237V238H14ZM101 238V240H103V239H105V240H109L110 239V241H106L107 242V244H105L104 246H102L101 247V251L103 252V254L101 255V253L102 252H100L99 250H100V248H98V244H96V241L95 240H97L96 238ZM133 237H134V239H133ZM136 237V238H135ZM4 238H5V240H4ZM61 238V237H60ZM84 239V240H82V239ZM114 239H115V241H114ZM9 240H11V241H9ZM16 240V241H15ZM63 240H64V236H63ZM85 241V240H87L88 241V243H85V242H82V241ZM98 240H100V239H98ZM133 241V242H131V241ZM86 241V242H87ZM113 241V242H112ZM126 241H127V243H126ZM129 241V242H128ZM143 241V242H142ZM6 242V243H5ZM83 243V244H80V243ZM95 242V243H94ZM49 243H51L50 244V246H47ZM63 243V244H62ZM65 243V244H64ZM77 243V244H76ZM91 243H93L91 246H89V244H91ZM98 243V242H97ZM113 243V244H112ZM126 243V244H125ZM143 243H144V245H143ZM62 244V245H61ZM86 244V245H85ZM87 244H88V246H87ZM52 245V246H51ZM54 245V246H53ZM110 245V246H109ZM120 245V246H119ZM137 245H139V246H137ZM62 246V248L64 249H62V248H60ZM79 246V247H78ZM132 246H135V247H133V249H132ZM2 247V248H1ZM65 247V248H64ZM88 247V248H87ZM44 248V249H43ZM81 248V249H80ZM108 248V249H107ZM42 249H43V251H42ZM82 249V250H83ZM7 250V251H6ZM81 250V252H83ZM124 250H129L128 251V255L127 256H123L124 255ZM133 250V251H132ZM70 251H71V249H70ZM112 253H111V252ZM126 251V252H127ZM188 253H186V252ZM7 252V253H6ZM76 252V251H75ZM109 252V253H108ZM125 252V254H127ZM130 252V253H129ZM133 252V253H132ZM77 253H78V251H77ZM98 253H100V255L98 254ZM108 253L109 255L111 254V256H116V257H111V256H107L106 257V254ZM182 253H184V254H182ZM181 253V258H182V260L179 262V264H185V260L187 261L188 260V258H189V260H190V258L191 257H189V251H187V250H184L183 252ZM13 254V255H12ZM80 254H81V256H80ZM123 254V255H122ZM132 256H131V255ZM141 254V255H140ZM160 254V251H159V253L157 254V256L156 257H158V258H156V263L155 264H173L174 263V260L173 261H170L171 259V257H169L168 256V254L166 255L165 254V259H164V257H163V259L161 258V254ZM66 255V256H65ZM98 255V256H97ZM119 255V259L117 258V256ZM139 255V256H138ZM148 255V254H147ZM159 255V256H158ZM100 256V257H99ZM143 258H142V257ZM167 256V257H166ZM62 257H65L64 259H62ZM97 257V258H96ZM102 257V258H101ZM124 257L126 258V259H124ZM179 257V258H180ZM187 257V258H186ZM117 258V259H116ZM185 258V259H184ZM19 259H20V261H19ZM61 259V260H60ZM72 259L74 260V261H72ZM100 259H101V262H100ZM107 259V260H106ZM136 259V260H135ZM142 259H144V262H143V260ZM13 260H15V261H13ZM68 260V259H67ZM70 260H68L67 261V264H70L69 263V261ZM116 260H118V261H116ZM135 260V261H134ZM140 260V261H139ZM166 260V261H165ZM168 260V261H167ZM66 260H64L63 262H61V263H64V264H66V262H65ZM82 261H83V263H82ZM121 261V262H122ZM132 261V262H131ZM183 261V262H182ZM90 262V263H89ZM109 262V261H108ZM113 262H111V263H113ZM159 262V263H158ZM169 262V263H168ZM172 262V263H171ZM149 263H150V261H149ZM105 264H107V262L105 263ZM190 264V263H189Z\"/></svg>","mask_w":264,"mask_h":264},{"label":"bare ground","instance_id":"2","mask_svg":"<svg viewBox=\"0 0 264 264\" xmlns=\"http://www.w3.org/2000/svg\"><path fill=\"white\" fill-rule=\"evenodd\" d=\"M75 1V0H74ZM96 1V0H95ZM109 0H107V2H108ZM112 1H114V0H112ZM116 1V0H115ZM132 0H129V2H131ZM137 1V0H136ZM150 1V0H149ZM153 1H156V0H153ZM163 1V0H162ZM179 1V0H178ZM184 1V0H183ZM185 1H188V0H185ZM185 1L183 2L184 4H185ZM192 1V0H191ZM194 1V0H193ZM203 1V0H202ZM205 1V0H204ZM211 1H214V0H211ZM219 1V0H218ZM233 1V0H232ZM240 1V0H239ZM238 1V2H239ZM247 1H250V2H246V0L243 2L242 0H241V2H243L242 4L240 3L239 5H243V7H244V9H243V7H239V8H242V10H243V12L241 11L240 13L242 14V19L241 20H243V25H242V23H240V25H237V23L238 22H236V24H232L233 23V21H234V18H233V21L232 22H229V25H227V24H225V23H223L222 24V21L220 20L221 19V17H219V22H221V23H219V24H222V26H221V29H222V27L223 26H225L226 27V25H227V31H229V32H231V33H234L235 35H233V36H235V38H236V36H237V39L238 38H240L241 39V43L243 44V46L244 45H246L245 47L246 48H244V49H248L247 51H245L244 49H241V50H244L245 52H246V54L244 53L243 55H239V53L238 52H233V48H231V46L233 47L234 45H230V42H227V41H225L224 39H221L220 38V36L219 35H217L216 34V36L215 35H213L211 32H210V30H209V28L207 29V27L205 26V27H203L202 25H200V23H199V25H195L194 24V22H192V20H191V22L192 23H189V21L187 20V22H185L186 20V17L183 19V20H185L184 22H185V25H186V23H187V25L189 26L188 27V29L186 30V32H185V29L184 30H182L181 29V26L184 24V22L183 21H181L179 18V16H180V14H178L179 12L178 11H175L174 10V12L176 13V12H178V13H176V15L179 17V18H177V16L175 15V13L171 10V7H170V9L168 8V7H166L167 9L166 10H170V11H172L171 13H174V15L176 16V18L174 17L173 18V14H169V16H166V15H168V13L164 16L163 14H161V15H157L156 13V15H154V13L153 14H150V15H153L152 17L151 16H149L148 14L150 13L149 12V10L147 11V10H145L146 12H148L147 14H140V12H135V10H133L132 9V7L131 8H128V7H126V8H128V9H124V11L126 10H130L129 12H131L129 15L131 16V17H129L127 14V17H129V18H132V21H131V19H128V18H124L125 16H124V11L122 12L121 10H123V9H121L120 8V4H123L122 3V1L120 0L119 1V3H118V1H116V3H118V4H116V5H114L111 1H109V3L111 2L113 5L111 6L110 4L108 5L107 4V6L109 7V6H111V7H115V8H111V7H109V8H111L112 10L113 9H115V11L117 10L118 12V15H119V17L121 18V17H123L122 19H119V20H123V21H127L126 23H128L129 25H128V27H131L132 26V29H133V27L134 28H136V29H141V28H144V30L145 31H147L148 30V33H149V29L148 28H151V30H150V32H151V35L150 34H148V35H150L151 36V39H149L148 41L150 42V43H152V44H145V46L143 47V45L141 46V44H143L144 42H142L141 44H140V42L138 43V42H136V41H133V43L134 42H136V43H134V47H132L133 45H132V43H131V45L132 46H130V45H128V43L129 42H127V38H126V42L127 43H124V41H122V43H121V46H120V49L122 48L123 49V52H121L122 54L121 55H123V56H121L123 59V62H125V63H127L128 64V62L130 61H137L136 63H138V65L139 64H141V60H147V63H149V64H152L153 62H154V65H152L153 67H149V68H153V69H150V70H148L147 68H148V65H147V68L146 69H142V72L140 73V72H138V74H139V76H136V74H134L135 76H136V78H137V81L134 79V76H133V79L135 80V82L136 83H141V82H143V83H141V84H138V85H135L134 84V86H132L133 85V79H132V76H126L125 74H123V71H122V73H121V70H120V73H118L117 75L116 74H111L110 75V73H111V68H110V73L109 74H106L105 75V77L103 76V81H101L100 79H99V81H101V82H99L100 83V86L99 87H97V85H99V84H97L96 85V87H93L97 82V79L98 78H95L94 77V75L92 76V77H90V80H92V81H94L95 79V84L94 83H90V81H89V86H90V89H89V91H91L92 89H91V87L93 88V90L91 91V94H89L90 95V97H89V100H87V99H85V100H87V102H88V104L90 105H92L95 109H93L92 108V110L93 111H97V107L99 108H101V110H100V108H99V110L101 111V112H103V113H100V114H102V117H101V119H103L102 121H104V126H103V128H106L107 130L108 129H112L115 133H113V131L112 130H108L107 132H106V129H104L105 130V135L107 134H110L111 136H105L104 134H102V139H103V143H104V141L105 140H108V141H106L107 142V144H108V146H110V147H112V145L115 143V141L113 140V138H114V136H112L113 134L114 135H117V134H119V132H120V134L121 133H123L124 135L125 134H136L135 136H132V138H131V135L129 136L130 138L127 140V139H124V140H126L125 142H124V146H123V144H122V142H120L119 144H122V145H120V146H123V147H119L118 145L119 144H117V142L115 143L120 149H125L128 145H130V146H134V145H132V143H134L135 144V147H138V148H136V149H134L133 148V151H132V148L131 147H127L125 150L128 152V154L125 156V154L127 153L126 151H124V152H122L123 150H119L120 152H117L118 151V147L116 146V148L115 149H117V151H115V149H113L114 148V146L115 145H113V147H112V151L115 153V155L114 156H112V151H111V153L109 152L111 149H109L108 147H105V146H107V144H106V142H105V144H102L101 142H102V140H101V142H100V146L101 147H103V148H100L99 146V153L97 152V154L96 155H98L97 157H96V160L98 159V160H100L101 161V164H102V167L103 168H101V166H98V164L99 165H101L99 162H98V164H97V161L96 160H93V161H95L96 163H95V165L97 166V167H99L98 168V170L101 168L102 170L103 169H105L106 170V168H109V167H107L108 165H113L114 166V168L116 169V167L118 168L119 167V164H120V166H121V164H124L125 163V161H126V163L130 160L131 162H133V161H135V163L137 162V164L138 163H140V161L142 162V161H144V162H142V163H146L147 165H145L146 167H149L150 166V168H154L156 171H158V173L159 174H162V177H164V179H163V181H166L167 180V182H164V183H166V184H162V186L163 187H161V185L158 187V189L156 190V188H155V193L150 197V198H147V200H145V198L143 199V196L141 197V199H140V197H138L137 199H139V200H137L136 198H135V200H134V198H132V200H123V199H121V201H118V197L116 196V194L118 195V193L116 192V191H118V188H117V190L114 188L116 185H114V187H113V189H115V190H113L112 191V194L111 195H115V196H113V197H115L116 199L115 200H113V201H111V200H109L110 198L108 197V196H111V195H109V193H106L107 191L109 192L110 191V189H109V187H108V189H106V187H105V185H104V189H106L107 191L105 192V190H100L101 188L100 187H96V186H92V187H96V188H91V189H89V192L87 191L86 193H87V195L86 194H83L84 192H81L83 195H80L79 196V199H80V197H82L81 198V200L82 199H87V201L85 200V202L84 203H86L87 205H88V203H92L93 205L95 204L94 202H95V200H91L92 199V197L94 196H98V197H105L106 195H107V197L109 198L108 200H106L105 199V202H107V206H109L111 209H113V210H115V211H119V215L117 216L118 218H120V221H121V219L123 220V218L125 219L124 221H128V223H129V225L130 224H134V225H137L138 223H140V224H145V225H153V223H155V225L158 223H162V221L164 222V220H166V219H168L169 217H170V214H172L173 215V213L174 214H180L181 212H185L184 214H186V213H192V212H194V213H192V214H194V215H196L195 213H202V214H204L205 215V217L204 218H200L201 220H199L198 221V219H199V217H198V219H197V217H195L194 215V217H187L185 220H181L180 222H178L176 225L174 224L173 226H174V228L173 227H171V230H170V228L169 229H162L160 232H158V231H152V233H150L149 235L151 236V237H153V238H151V239H149V237H148V235H146V237H148V240H146V242H145V246H142V247H140L139 249H138V251H135L137 248H135V250L132 252L133 254H134V256L133 257H135L136 258V254L137 253H141V254H143L144 252H146L147 254H146V256H144L148 261H146V262H148V264H155L156 263V258H158V257H156L157 256V254L159 253V251H160V256H161V258L163 259V257L165 256V254L167 255L168 254V256L169 257H171L170 259V261H173L174 260V263L173 264H179V262L182 260V256H181V253L184 251V250H187V251H189V257H191L190 258V260H189V258H188V260L186 261L185 260V264H264V119H263V117L262 116H264V113H263V115H262V112H261V110H257L258 109V106H259V108L260 109H264V108H261L260 106H264V0H256V1H254V0H247ZM8 2H10V1H8ZM92 2H94V0H92ZM102 2V1H101ZM106 2V3H107ZM127 2V1H126ZM129 2H128V4L127 5H129V7H130V4H129ZM139 3H140V1H138ZM157 2H159V1H157ZM182 2V1H181ZM198 2V1H197ZM216 2V4H217V0L215 1ZM226 4L227 3H229V2H231V1H229V2H227V0L226 1H224ZM234 2V1H233ZM233 2H232V4H233ZM235 2H236V0H235ZM255 4H254V3ZM64 3V2H63ZM82 3V2H81ZM96 4H97V1L95 2ZM135 3H137V2H135ZM144 3V2H143ZM150 3V2H149ZM152 3V2H151ZM162 3H164V2H162ZM180 3V2H179ZM183 3H182V5H183ZM188 3V2H187ZM190 3V2H189ZM193 3V2H192ZM204 3V2H203ZM203 3H202V5H203ZM237 3V2H236ZM246 3H249V4H246ZM72 4V3H71ZM79 4H80V2H79ZM83 4V3H82ZM100 3H98V5H99ZM131 4H132V2H131ZM134 4V3H133ZM160 4V3H159ZM173 4V3H172ZM178 4V3H177ZM181 4V3H180ZM179 4V5H180ZM209 4H211V3H209ZM223 4V3H222ZM231 4V3H230ZM229 4V5H230ZM251 4V5H250ZM252 4L254 5L253 6V8H251V6H252ZM83 5H85V3L83 4ZM82 5V6H83ZM97 5V6H98ZM102 4H100V6H101ZM134 5H136V4H134ZM141 5V4H140ZM143 5V4H142ZM156 5H157V3H156ZM165 5H167V4H165ZM182 5H181V7H182ZM192 5V4H191ZM201 5V4H200ZM212 5V4H211ZM234 5V4H233ZM238 5V4H237ZM238 5V6H239ZM246 5L247 6H249L250 8H248V7H246ZM79 6V5H78ZM86 6V5H85ZM137 6H139V4L138 5H136V7ZM152 6V5H151ZM161 6V4L159 5V7ZM172 6V5H171ZM184 6V5H183ZM187 6V5H186ZM207 6V5H206ZM214 6V5H213ZM236 6V5H235ZM70 7V6H69ZM87 7V6H86ZM86 7H84V8H86ZM180 7V8H181ZM185 7V6H184ZM188 7H190V5L188 6ZM203 7V6H202ZM228 7V6H227ZM227 7H226V9H227ZM237 7V6H236ZM235 7V8H236ZM88 8H90V7H88ZM105 7H103V8H101V10H105L104 9ZM123 8V7H122ZM134 8V7H133ZM138 8V7H137ZM137 8H135V9H137ZM143 8V7H142ZM146 9L148 8V7H145ZM205 8V7H204ZM213 8V7H212ZM220 8H221V6H220ZM230 8H232V6H230ZM238 8V7H237ZM236 8V9H237ZM246 8H248V9H246ZM83 9V8H82ZM98 9H100V8H98ZM111 9H107V11L108 10H111ZM157 9V8H156ZM160 9V8H159ZM159 9H157V11L158 12H160V11H163V10H159ZM78 10V9H77ZM80 10V9H79ZM84 10V9H83ZM86 10H87V8H86ZM101 10H100V12H101ZM144 10V9H143ZM186 10H190L189 12H191V8L189 9H186ZM185 10V11H186ZM193 10V9H192ZM206 10V9H205ZM215 10H216V8H215ZM239 10V9H238ZM238 10H236V12L238 11ZM244 10H245V12H244ZM81 11V10H80ZM88 11V10H87ZM106 11V10H105ZM104 11V12H105ZM136 11H138V10H136ZM140 11V10H139ZM142 11V10H141ZM153 11H155L156 12V10H153ZM229 11V10H228ZM230 11H231V9H230ZM240 11V10H239ZM239 11L236 13L237 15H239L240 13H239ZM56 12V11H55ZM86 12V11H85ZM89 12V11H88ZM113 13H116V12H114V11H112ZM122 12V13H121ZM157 12V13H158ZM164 13H165V11H163ZM163 12H161V13H163ZM182 12H184V8H183V11ZM181 12V10H180V13H182ZM206 12V11H205ZM209 12V11H208ZM232 12V11H231ZM231 12H229L230 14V16H229V18H231L232 16L234 17V14H233V12H232V14H231ZM71 13V12H70ZM74 13V12H73ZM73 13H71V14H73ZM119 13H121V14H119ZM128 13V12H127ZM195 13V12H194ZM210 13V12H209ZM234 13H235V9H234ZM239 13V14H238ZM52 14V13H51ZM84 14V13H83ZM91 14V13H90ZM99 14V13H98ZM199 14V13H198ZM201 14V13H200ZM208 14V13H207ZM211 15H212V12L210 13ZM107 15V14H106ZM114 15V14H113ZM116 15V14H115ZM210 15V16H211ZM215 15V14H214ZM213 15V16H214ZM217 15V14H216ZM232 15V16H231ZM237 15H235L236 16V18H235V20H238V18H240V17H237ZM38 16H41V15H38ZM56 16V15H55ZM54 16V17H55ZM73 16V15H72ZM82 16V15H81ZM155 16V17H154ZM172 16V17H171ZM203 16V15H202ZM212 16V18H214ZM219 16V15H218ZM240 16V15H239ZM91 17H92V15H91ZM108 17H109V15H108ZM168 17V18H167ZM199 17V16H198ZM209 17V16H208ZM56 18V17H55ZM67 18V17H66ZM74 18V17H73ZM89 18V17H88ZM102 18V17H101ZM113 18V17H112ZM115 18V17H114ZM134 18H138V19H140V20H138L139 22H134L133 21V19ZM145 18V19H144ZM36 19V18H35ZM44 19V18H43ZM45 19H49L50 20V18H49V16H48V18H45ZM44 19V21H46ZM78 19V18H77ZM149 20V22H151V23H149V22H147V21H144V20ZM189 19V18H188ZM203 19V18H202ZM211 19V18H210ZM209 19V20H210ZM38 20H39V18H38ZM37 19H36V21H38ZM41 20V19H40ZM40 20H39V22H40ZM51 20H53V18L51 19ZM57 20V19H56ZM88 20V19H87ZM111 20V19H110ZM142 20V22H140ZM207 20V19H206ZM240 20V19H239ZM20 21V20H19ZM36 21H34V24L32 23H30V22H33V21H30V22H27V23H21V32L23 33L24 31L23 30H25V34H22V36L23 35H25L24 37H26L25 39H23L24 37H21V35L19 34V33H16L15 31H14V33H16L15 34V40H16V43L14 42V43H12L13 41H11V43H10V40L9 39H2V40H6L5 42V44H1L0 43V51L2 52V53H0V111L1 110H4V108H5V106L3 107V105L5 104V101H6V103L8 102L6 99L8 98V96H7V92H9V94H10V91L8 90L9 89V87L12 85V83H11V85H9L10 84V81H9V79H11V78H9L12 74L13 75H15V77H16V75L17 74H15V73H18V71L20 70V69H25V68H23L24 67V65L26 64V66H27V64L28 63H26V60L25 61H21V60H23L25 57H23V52L22 51H24L28 46L25 44V43H27V42H29V43H31L30 45V47H28V48H30L31 50H33L34 52L33 53H36V47H39V46H41V42H40V40L41 41H43V42H45L44 40H46V42L45 43H47V39L46 38H44V36L47 34V33H45L46 32V30L44 29V32L43 33H45L44 35H43V33H39L41 30L40 29H42V28H44L45 26L47 27V25H48V28H46V29H50V25H52V23L51 22H49L47 25H46V23H42V22H40V24H38V26L40 27L39 28V30H32V29H34L35 27H34V25H35V22ZM41 21H43V20H41ZM71 21V20H70ZM69 21V22H70ZM83 21V20H82ZM98 21V20H97ZM116 21H118V20H116ZM136 21V20H135ZM214 21V23L216 24V22H215V20H213ZM47 22V21H46ZM54 22V21H53ZM56 22H58V21H56ZM61 22V21H60ZM101 22V21H100ZM107 22H109V21H107ZM115 22V21H114ZM147 22V23H146ZM28 23H30L31 24V26L30 27H27V29L28 28H31V30L29 29V30H27L26 31V28L25 29H23L24 27H26V26H28V25H26V24H28ZM37 23V22H36ZM42 23V24H41ZM64 23V22H63ZM68 23V22H67ZM71 23H73V22H71ZM74 23H76V21L74 22ZM96 23V22H95ZM104 23V22H103ZM110 23H113V21L111 22L110 21ZM196 23H198V22H196ZM209 23V22H208ZM235 23V22H234ZM24 24H25V26H24ZM54 24V26H51V31H53V33L51 32L50 34H52L50 37H52L54 34L56 35V26L55 25H57V24H55V23H53ZM61 24V23H60ZM81 24V23H80ZM87 24V23H86ZM85 24V28H87L86 26L89 24H87L86 25ZM114 24V23H113ZM117 24H118V22H117ZM147 24H150V26L149 27H147ZM204 24V23H203ZM218 24V25H219ZM239 24V23H238ZM32 25H33V28H32ZM100 25H101V23H100ZM110 25V24H109ZM109 25H107V26H109ZM119 25H122L123 27H124V25L123 24H119ZM118 25V26H119ZM127 25V24H126ZM184 25V26H185ZM214 25V24H213ZM20 26V25H19ZM22 26H23V28H22ZM37 26V27H38ZM75 26H76V24H75ZM75 26H74V29H75ZM97 26V25H96ZM106 26V25H105ZM117 26V25H116ZM121 26V27H122ZM210 26V25H209ZM36 27V28H37ZM42 27V28H41ZM53 27H54V29H53ZM73 27V26H72ZM84 27V26H83ZM82 27V28H83ZM88 27L89 28H92V26L90 27L89 25H88ZM120 27V26H119ZM126 27V26H125ZM140 27V28H139ZM217 27V26H216ZM220 27V26H219ZM218 27V28H219ZM234 27H235V29H234ZM19 28V27H18ZM17 28V29H18ZM59 28V27H58ZM68 28V27H67ZM66 28V29H67ZM70 28V27H69ZM79 28V27H78ZM84 28V29H85ZM89 28H87V29H89ZM111 28V27H110ZM127 28V27H126ZM23 29V30H22ZM60 29V28H59ZM65 29V30H66ZM81 29V28H80ZM98 29V28H97ZM97 29H96V31H97ZM112 29V28H111ZM110 29V30H111ZM122 29H124V28H122ZM132 29L130 30V31H132ZM223 29H225V28H223ZM86 30V29H85ZM112 30H114V29H112ZM111 30V34H115V33H113L114 31H112ZM126 30V29H125ZM128 31H129V29H127ZM142 30V29H141ZM3 31V30H2ZM28 31H30L29 33H27ZM34 31V32H33ZM48 31H50V30H48ZM56 31V32H55ZM68 31H70V30H68ZM78 31H79V29H78ZM93 31V30H92ZM103 31V30H102ZM117 31H118V29H117ZM144 31V34L146 33ZM221 31V30H220ZM4 32V31H3ZM20 32V33H21ZM35 32H37L38 34H36ZM80 32H81V30H80ZM86 32V31H85ZM88 32V31H87ZM100 32V31H99ZM98 32V33H99ZM121 32H122V30H121ZM139 32L140 31H138V34H139ZM5 33V32H4ZM66 33V32H65ZM69 33V32H68ZM73 33V32H72ZM74 33H77V32H74ZM74 33H73V35H74ZM98 33H96V34H98ZM106 33V32H105ZM104 33V34H105ZM126 33V31L123 33V35ZM222 33V32H221ZM224 34H225V31L223 32ZM227 33V32H226ZM27 34V35H26ZM48 34H49V32H48ZM62 34V33H61ZM85 34H92V33H85ZM108 34H110V31L107 33V35ZM129 36H128V35ZM133 34V32L132 33H126V36L128 37V40H129V37H131V35ZM228 35H229V33H227ZM3 35V34H2ZM2 35H0L1 37H3ZM14 35V34H13ZM40 36V38H41V35L43 36V38H44V40L43 39H40V38H38V36ZM54 35V36H55ZM59 35V34H58ZM67 34H65V36H66ZM101 35H103V33L101 34ZM134 35V34H133ZM223 35V34H222ZM5 36V35H4ZM104 36V35H103ZM106 36V35H105ZM109 36V35H108ZM117 36V35H116ZM125 36V37H126ZM143 36H145V35H143ZM142 36V37H143ZM230 36H231V34H230ZM233 36H231V37H233ZM9 37V36H8ZM7 37V38H8ZM12 37V36H11ZM46 37L48 38V35H46ZM77 37V36H76ZM85 37V36H84ZM92 37V36H91ZM102 37V36H101ZM110 37V36H109ZM132 37H134V36H132ZM149 37V36H148ZM153 37V38H152ZM56 38H58V36H56ZM60 38V37H59ZM97 38H99V37H97ZM103 38V37H102ZM146 38V37H145ZM225 39L227 38V36L226 37H224ZM1 39V38H0ZM13 39V40H14ZM40 39V40H39ZM80 39V38H79ZM85 39V38H84ZM88 39V38H87ZM92 39V38H91ZM125 39V38H124ZM134 39V38H133ZM132 39V40H133ZM229 40L231 39V38H228ZM239 39V40H240ZM70 40V39H69ZM86 40V39H85ZM102 40H104V39H102ZM110 38H109V43H110ZM113 40V39H112ZM115 40V39H114ZM123 40V39H122ZM143 40H145L144 39V37H143ZM227 40V39H226ZM73 41V40H72ZM78 41V40H77ZM76 41V42H77ZM81 41H82V39H81ZM97 41V42H96ZM95 42L97 43V44H101L102 43V41H101V39H99V40H96ZM105 41H107V40H105ZM130 41V40H129ZM155 41V42H154ZM232 41H234V40H232ZM237 41V40H236ZM40 42V43H39ZM59 42V41H58ZM108 42V41H107ZM106 42V43H107ZM117 42V41H116ZM130 42H132V41H130ZM240 42V41H239ZM3 43V42H2ZM28 43V44H29ZM82 43V42H81ZM95 43V44H96ZM105 43V42H104ZM153 43L155 44L154 46H153ZM234 43V42H233ZM43 44V43H42ZM61 44H63V43H61ZM96 44V47L95 48H99L100 46L99 45H97ZM135 44H136V46H135ZM157 44V45H156ZM160 44L162 45V47H160ZM164 44V45H163ZM235 44V43H234ZM47 45V44H46ZM50 45V44H49ZM93 45H94V43H93ZM102 45V44H101ZM166 45V46H165ZM237 45V44H236ZM235 45V46H236ZM241 45V44H240ZM4 46V47H3ZM44 46V45H43ZM69 46V45H68ZM92 46V45H91ZM98 46V47H97ZM109 46V45H108ZM156 46H159L158 48L159 49H157V47ZM163 46H165V50H164V47ZM238 46V45H237ZM36 49H35V48ZM45 47V46H44ZM47 47V46H46ZM49 47H51V46H49ZM56 47H59V45L57 46H55V49H56ZM72 47V46H71ZM110 48L112 47L111 45L109 46ZM154 47V48H153ZM239 47H241V46H239ZM238 47V48H239ZM41 48V47H40ZM39 48V50H41ZM107 48V47H106ZM105 48V49H106ZM110 48H107V49H110ZM235 48V47H234ZM237 48V47H236ZM237 48V49H238ZM242 48V47H241ZM21 49V50H20ZM35 49V50H34ZM43 49V48H42ZM47 49V48H46ZM101 49H103V48H101ZM100 49V50H101ZM112 49H114V45H113V48ZM111 49V52L109 53L110 54V56L112 57H115L116 55H119L120 53H118V51H119V48L117 49V50H115L114 49V51ZM237 49H235V50H237ZM240 49V48H239ZM238 49V50H239ZM27 51H29L28 49H26ZM39 50H37V51H39ZM57 50H58V48H57ZM62 50V49H61ZM60 50V51H61ZM88 50V49H87ZM99 50V51H100ZM161 50H164V51H161ZM241 50H239V52H241ZM47 51V50H46ZM45 51V52H46ZM51 51V50H50ZM54 51V50H53ZM56 51V50H55ZM55 51H54V53H55ZM84 51V50H83ZM40 52H43L42 50L40 51ZM57 52H59V50L57 51ZM75 52V51H74ZM90 52V51H89ZM93 52V51H92ZM101 52H102V50H101ZM104 52V51H103ZM108 52L109 51H107L105 54L108 56L109 54H108ZM115 52V53H114ZM188 52V54L186 55V56H188V55H190V54H193L194 56H195V59L193 60V62H189L190 63V67H188L189 66V64H188V61H189V59H188V61H187V66H181L182 64V62L180 63V64H177V63H175V62H173V60L174 59H180L179 57H177L178 55L182 58L183 56H181V53H187ZM25 53V52H24ZM31 54H32V52H30ZM29 53V54H30ZM118 53V54H117ZM190 53V54H189ZM26 54V53H25ZM29 54L27 53V57H29ZM37 54H38V57H35L36 59L37 58H39V57H42L43 55H44V52H43V55H42V53L40 54L39 52H37ZM36 54V55H37ZM42 55V56H40V55ZM50 53H48L47 55H49ZM93 54V53H92ZM112 54H115V55H112ZM52 55V54H51ZM50 55V56H51ZM54 55V54H53ZM55 55H57V54H55ZM85 55V54H84ZM26 56V55H25ZM63 56H64V54H63ZM66 56V55H65ZM65 56H64V58H65ZM69 56V55H68ZM59 57V56H58ZM77 57V56H76ZM90 57V56H89ZM116 57H120V55L119 56H116ZM115 57V58H116ZM120 57V58H121ZM203 57V58H202ZM204 57H206V58H209L210 60H208V59H206V58H204ZM23 58V59H22ZM34 58V59H35ZM44 58V57H43ZM55 58H56V56H55ZM64 58H62L63 60H64ZM103 58H106V57H102L101 59H103ZM114 58V59H115ZM25 59H27V58H25ZM35 59V60H36ZM42 59V58H41ZM47 59H49L48 57H47ZM52 59H53V57H52ZM92 59V58H91ZM150 59V60H149ZM185 59H187L185 56H184V60ZM200 59H205L206 61H207V63L209 64V62H210V64H213V65H215L216 67H218V69L219 70H216V69H214V72L213 71H211L212 72V74H211V76H210V74H208V72H205L204 70L206 69L205 68V66H202L201 67V70L199 69L200 68V66L198 65V63L196 62V61H198V60H200ZM29 60V59H28ZM27 60V61H28ZM32 60V59H31ZM55 60V59H54ZM58 60V59H57ZM81 60V59H80ZM84 60V59H83ZM151 60H154V61H152V62H150ZM34 61V60H33ZM40 61H42V60H40ZM47 61V60H46ZM56 61V60H55ZM60 61H62V60H58V62H60ZM90 61V60H89ZM92 61V60H91ZM94 61V60H93ZM116 61H117V59H116ZM118 61H120V60H118ZM139 61V62H138ZM175 61V60H174ZM178 61V60H177ZM181 61V60H180ZM182 61H183V59H182ZM205 61V62H206ZM209 61V62H208ZM25 62V64L24 65H22V63H24ZM29 62H30V60H29ZM48 62V61H47ZM50 62V61H49ZM57 62V63H58ZM84 62V61H83ZM98 62V61H97ZM143 62V61H142ZM34 63V62H33ZM36 63V62H35ZM44 63V62H43ZM56 63V64H57ZM64 63V62H63ZM38 64V63H37ZM37 64H36V66H37ZM47 64V63H46ZM66 64V63H65ZM112 64H114V63H112ZM132 64V63H131ZM184 64H185V61H184ZM30 65H32L31 64V62H30ZM47 65H50V64H47ZM47 65H45V66H47ZM53 65V64H52ZM123 65V64H122ZM142 65V64H141ZM144 65V64H143ZM169 65V67H167ZM20 66H21V68H20ZM23 66V67H22ZM35 66V68H39V66H37L36 67ZM44 66V68H46ZM55 66V65H54ZM64 66V65H63ZM83 66V65H82ZM107 66V65H106ZM124 66V65H123ZM129 66V65H128ZM207 66V65H206ZM212 66V65H211ZM215 66H213V68L215 67ZM51 67V66H50ZM53 67V66H52ZM61 67H62V65H61ZM86 67V66H85ZM116 67V66H115ZM163 67V68H162ZM174 67H176V70H177V67H178V72H175L176 70H175V68ZM210 67V66H209ZM246 67V69L247 68H252V69H255V70H257V72L255 73L254 71V74L252 73V75H249L247 72H245L246 73V75H244L245 73H244V71H243V74H242V71H240V72H238V70H240L241 68H245ZM125 68V67H124ZM139 68H141V66L139 67ZM139 68H137V69H139ZM145 68V67H144ZM222 68V69H221ZM225 68V69H224ZM33 69V68H32ZM55 69V68H54ZM86 69V68H85ZM114 69V68H113ZM135 69V68H134ZM208 69H210V68H208ZM238 69V70H237ZM27 70V69H26ZM31 70V69H30ZM34 70V69H33ZM41 70V69H40ZM63 70H65L64 68H63ZM74 70V69H73ZM179 70H180V72H179ZM24 71V70H23ZM23 71H19L20 73H18V75L19 76H22L21 74H24L23 73ZM32 71V70H31ZM54 71V70H53ZM60 71V70H59ZM62 71V70H61ZM138 71V70H137ZM204 71V72H203ZM29 72V71H28ZM113 72V71H112ZM119 72V71H118ZM132 72V71H131ZM130 72V73H131ZM26 73V72H25ZM37 73V72H36ZM38 73H39V70H38ZM42 73V72H41ZM52 73H55V72H52ZM64 73V72H63ZM90 73V72H89ZM115 73V72H114ZM116 73H117V71H116ZM171 73V74H170ZM173 73V74H172ZM27 74L28 73H26L25 75L27 76ZM33 74V73H32ZM32 74H30V75H32ZM66 74V73H65ZM71 74V73H70ZM95 74V73H94ZM132 74V75H133ZM251 74V73H250ZM29 75V76H30ZM67 75V74H66ZM95 75H97V74H95ZM108 75H109V77L111 78V79H109L108 78ZM115 75V76H114ZM128 75V74H127ZM193 75V76H192ZM194 75L196 76V78L194 77ZM26 76H25V79H26ZM34 76H36V75H34ZM34 76H31V78L32 77H34ZM40 76V75H39ZM52 76H53V74H52ZM68 76V75H67ZM97 76H100V75H97ZM106 76H107V78H106ZM185 77L186 79L190 76V80L193 78H195L197 81H199V82H201V81H203L204 80V82H209V83H207L208 85H210L209 87H210V90H208L207 88V90H206V92L207 91H209V92H211V93H208V94H211V98H213V99H215V97L216 98H219V100H220V98L221 99H224V98H226L227 100H228V98H229V100H231L232 102H233V110L235 111V113H233L232 112V114H231V112H226V116H223L224 118L223 119H225L226 118V120H224V121H221L220 122V120L218 121V122H220V123H225V124H223V125H225L224 127H221V129H222V131L224 132V134L222 133V131L217 127V126H215V124H214V122H215V119H212V121L210 120V122L211 123H213V124H208L209 125V128L207 127L206 129H210V127L212 128V127H214V129L213 130H215L216 132L218 131V134H222V136H219V137H217L216 138V135L217 134H215L213 131H211L212 132V134H211V132L210 131H208L207 130V132H205L206 131V129H205V131H204V129L202 130V125L203 124H207V117H206V115H210L211 116V114L209 113L210 111H208V109L205 111V112H207L208 111V114H201L200 112V114H201V116H198V118L196 117V113L194 114V112H196L195 110H197V108H199L201 105H200V101H198L199 103H198V106L199 107H196V105L197 104H195L193 107L191 106V98L190 99H188L187 101H184V104H183V102H182V104L183 105H187V106H191L193 109H191L192 111H193V114L195 115V116H193V115H191L192 114V111H191V116H193V117H195L196 119V121L194 120L192 123H194L193 125H191L192 127H191V129L192 130H190V131H192V132H194V134L196 135V142L200 145V149H201V151H202V154H203V156H202V158H201V160L199 161V159H200V157L199 158H197V157H194V159H193V157H189V156H185V155H181L180 157H184L185 156V160H184V162H183V160L182 159H180L181 161H182V163H180V165L179 166H174L172 163H171V161H172V159H174V157H172V155L171 154H169V152L167 153L166 151H165V149H161L162 151L164 150L165 151V153H164V155H162V153L164 152H162V153H159V155L158 154H156V153H158V151H159V149L157 150L156 148H155V146H153V145H155V143H154V141L156 142V140L157 139H159L160 140V138H157L156 140L155 139H153L152 137H149L150 136V133H151V131H149L150 133H146V129H147V127H145L146 125H147V119H145V117L147 118L148 116H149V118H151V120L148 118V122L150 123L151 121H153V118H154V116H155V114L154 113H151V114H153L154 116H152V115H149V113L150 112H152V111H150L149 110V108H148V103L149 102H151V101H154V102H158L157 104H159L160 105V107L161 106H163L164 104H162L161 105V103L164 101L163 100V98H165L164 96L166 95V93L167 92H169V89H171L170 87H172L171 85H173V84H176V81L177 80H180V81H182V82H180V83H183V82H187V85H188V82H190L189 81V79H188V81H186V79L184 78V80L185 81H183V78L182 77ZM11 77H14V76H11ZM22 77H24V76H22ZM48 77H50V76H48ZM71 77V76H70ZM93 77H94V80H93ZM192 77V78H191ZM210 77H212V80H210ZM18 78H20V77H17V79ZM37 76H36V79L35 78H33V79H35V81L37 80ZM41 78H42V76H41ZM104 78H106V79H109L111 82H109L110 84H115L116 85V82L118 83V86L120 85V88L118 87V86H116V87H118V88H113V86H111V85H108V84H106L105 83V80L106 79H104ZM181 78H182V80H181ZM198 78V79H197ZM199 78H201L202 80L200 81V79ZM221 78V79H220ZM16 79V80H17ZM23 78H21V80H22ZM48 79V78H47ZM128 79V80H127ZM192 79V80H193ZM220 79V81H218ZM20 80V81H21ZM24 80V79H23ZM45 80V79H44ZM72 80V79H71ZM109 80H106V81H109ZM116 80V81H115ZM196 80H194L195 82L194 83H197V85L199 84ZM206 80V81H205ZM222 80V81H221ZM20 81H19V83H20ZM27 82L29 81V80H26ZM47 81H49V79L47 80ZM53 81V80H52ZM78 81H80V80H78ZM77 81V82H78ZM85 81V80H84ZM38 82H39V78H38ZM50 82V81H49ZM83 82V81H82ZM178 82V81H177ZM193 82V81H192ZM192 82H190V83H192ZM15 83V82H14ZM17 83V82H16ZM41 83V82H40ZM45 83V82H44ZM43 83V84H44ZM51 83V82H50ZM56 83V82H55ZM106 84V86L107 87H109V86H111V88L110 89H113V91L112 92H110V94L108 93L106 96H107V98H111V100L113 101V100H115L114 102H112L111 101V103L110 102H108V100L110 101V99H108V100H106L105 99V97H103L101 100H100V98L103 96V93L105 94L106 93V91H104V92H102V90H103V87H101L102 86V84ZM194 83H192V88H191V85L189 84V86H185V87H189V88H191V90L190 91H194L195 90V92H196V87H195V89H193L194 88V86L196 85H194L193 86V84ZM202 83V82H201ZM200 83V84H201ZM18 84V83H17ZM22 84V83H21ZM36 84V83H35ZM38 84V83H37ZM43 84H40L41 85V88H42V85ZM48 84V83H47ZM70 84V83H69ZM68 84V85H69ZM199 84V85H200ZM205 84V83H204ZM203 84V85H204ZM16 85V84H15ZM14 85V86H15ZM23 85H25V87L24 88H26V86H29V85H26V84H23ZM23 85H21V86H23ZM32 85H33V83H32ZM39 85V86H40ZM45 85V84H44ZM53 85V84H52ZM67 85V84H66ZM114 85V86H115ZM182 85V84H181ZM180 85V86H181ZM183 85H185V84H183ZM182 85V86H183ZM213 85V87L215 88V90L213 91V89L211 88V86ZM21 86H18V87H21ZM38 86V87H39ZM51 86V85H50ZM54 86V85H53ZM131 86L132 87H134V89H131ZM179 86V87H180ZM206 86V85H205ZM30 87V86H29ZM34 87V86H33ZM37 87V86H36ZM37 87V88H38ZM45 87H48V85H46ZM54 87H56V85L54 86ZM68 87V86H67ZM102 89H101V88ZM175 87V86H174ZM177 87H178V85H177ZM184 87V86H183ZM182 87V88H183ZM200 87H201V85H200ZM203 87V86H202ZM16 88V87H15ZM14 88V89H15ZM32 88V87H31ZM44 88V87H43ZM51 88H52V86H51ZM96 88H100V90H101V92L100 91H95L94 89H96ZM104 88H106V87H104ZM187 88H185V90L187 89ZM222 88H224V89H226V90H224V89H222ZM12 89V88H11ZM10 89V90H11ZM22 89H23V87H22ZM30 89V88H29ZM34 89H35V87H34ZM97 89V90H98ZM106 89H108V88H106ZM205 89V88H204ZM44 90H46V89H44ZM68 90V89H67ZM105 90V89H104ZM189 90H187L186 92L187 93H189L190 94V92H189ZM199 90H200V88H199ZM203 90V89H202ZM202 90H200V91H202ZM228 90V91H227ZM16 91H17V89H16ZM19 91V90H18ZM17 91V92H18ZM26 91V90H25ZM24 91V92H25ZM30 91V90H29ZM35 91V90H34ZM42 91V90H41ZM69 91V90H68ZM177 91H178V89H177ZM200 91H198L199 93H200ZM38 92H40L39 90H38ZM44 92V91H43ZM50 92V91H49ZM49 92H47V94L49 93ZM71 92V91H70ZM73 92V91H72ZM82 92V91H81ZM114 92V93H113ZM173 92H174V90H173ZM181 92V94H182V91H180ZM180 92H179V94H180ZM13 93L15 94L16 92L15 91H13ZM27 93H28V91H27ZM35 93H36V91H35ZM74 93H75V91H74ZM80 93V92H79ZM113 95H112V94ZM201 93H203V92H201ZM200 93V94H201ZM31 94V93H30ZM29 94V95H30ZM76 94V93H75ZM101 94V95H100ZM174 94H175V92H174ZM173 94V95H174ZM192 94V93H191ZM207 94V95H208ZM11 95H12V93H11ZM22 95V94H21ZM33 94H31V96H32ZM44 95V94H43ZM79 95V94H78ZM85 95V94H84ZM84 95L82 96H80V97H83V98H85V97H88V96H85L84 97ZM87 95V94H86ZM109 95H110V97H109ZM199 95V94H198ZM198 95H194L195 97H193L192 95H191V97H193L195 100L199 97ZM202 95V94H201ZM230 95V96H229ZM13 96V95H12ZM24 96V95H23ZM27 96V95H26ZM37 95H34V96H32V98L33 97H35L36 99H39L40 98V96H41V94H40V96L38 97H36ZM77 96V95H76ZM105 96V95H104ZM117 96V97H116ZM171 96V95H170ZM180 96H182V95H180ZM186 97L187 96V98H188V95L186 94V95H183L182 97ZM196 96H197V98H196ZM210 96V95H209ZM10 97V96H9ZM19 97V96H18ZM57 97H59V96H57ZM79 96L76 98V100L78 99V101H76L77 103L82 99V98H80ZM114 97V98H113ZM116 97V98H115ZM182 97H179L178 96V98H179V100H183L182 99ZM184 97V98H185ZM224 97V98H223ZM25 98V97H24ZM29 98H31L30 96H29ZM48 98L49 97H46V99H47V101H48ZM61 98V97H60ZM98 98H99V100H98ZM174 98V97H173ZM172 98V99H173ZM176 98V97H175ZM201 98V97H200ZM205 98V97H204ZM203 98V99H204ZM210 98V99H211ZM255 99L254 100V102H256L257 103V109H255L254 108V102H253V99ZM12 99V98H11ZM16 99V98H15ZM20 99V98H19ZM26 99V98H25ZM28 99V98H27ZM50 99V98H49ZM57 99V98H56ZM72 99V98H71ZM80 99V100H79ZM171 99V98H170ZM194 99H192L193 100V102H192V105H193V103L194 102H196ZM206 99V98H205ZM18 99H16L15 101H16V104H17V102L19 101H17ZM21 100V99H20ZM24 100V99H23ZM31 100H35V99H31ZM63 100V99H62ZM61 100V101H62ZM107 102L106 104H108V106H105L106 108H104V105H105V102ZM132 100H134V102L135 101H137V102H133ZM185 100V99H184ZM198 100H200V99H198ZM207 100V99H206ZM216 100V99H215ZM225 100V99H224ZM228 100V103L230 102ZM26 101V100H25ZM28 102H30L29 101V99L27 100ZM37 101V100H36ZM46 101V100H45ZM52 101H53V99H52ZM70 101V100H69ZM166 101V100H165ZM191 101V102H190ZM202 101V100H201ZM205 101V100H204ZM210 101V100H209ZM214 100H212V102H213ZM221 101V100H220ZM40 102V101H39ZM38 102V103H39ZM55 102V101H54ZM59 102H60V100H59ZM73 102H74V98H73ZM103 102H104V104H103ZM116 102V103H115ZM131 102V103H130ZM133 102V103H132ZM161 102V103H160ZM170 102V101H169ZM173 102H175V100L173 101ZM172 102V103H173ZM203 102V101H202ZM206 102V101H205ZM204 102V103H205ZM211 102V103H212ZM215 102V101H214ZM13 103V102H12ZM37 103V104H38ZM45 103V102H44ZM57 103H58V101H57ZM56 103V104H57ZM83 103V102H82ZM96 103H99V104H101V106H99V104H98V106L96 105ZM109 103L111 104V105H113V103L114 104H117L118 105V108L116 107V105L115 106H113V107H110L109 106ZM136 103H138V104H140V105H138V104H136ZM142 103H143V105H142ZM152 104H153V102H151ZM171 103V104H172ZM197 103V102H196ZM219 103V102H218ZM252 103H254L253 105L254 106H252ZM20 104H21V102H20ZM20 104H18L17 106H19ZM25 104V103H24ZM29 104V103H28ZM33 104V103H32ZM36 104V105H37ZM46 104V103H45ZM52 104V103H51ZM54 104V103H53ZM67 104V103H66ZM70 104V103H69ZM72 104V103H71ZM70 104V105H71ZM147 104V105H146ZM155 104V103H154ZM177 104H178V102H177ZM179 104H180V102H179ZM178 104V105H179ZM181 104V105H182ZM203 104V103H202ZM208 104V103H207ZM215 104V103H214ZM217 104V103H216ZM215 104V105H216ZM14 105H15V103H14ZM14 105H12V106H14ZM23 105V104H22ZM30 105V104H29ZM35 104H33L31 107H33ZM42 105H43V103H42ZM42 105H41V108H42ZM59 105V104H58ZM61 105H62V103H61ZM77 105V104H76ZM83 105V104H82ZM150 105V104H149ZM168 105H169V103H168ZM173 105V104H172ZM182 105V106H183ZM204 105V104H203ZM202 105V106H203ZM24 106V105H23ZM60 106V105H59ZM67 106V105H66ZM81 106V105H80ZM135 106V107H134ZM152 106V105H151ZM205 106V105H204ZM212 106H213V103H212ZM25 107V106H24ZM30 107V108H31ZM38 107V106H37ZM39 107H40V105H39ZM45 107V106H44ZM48 107H51V105L49 104L48 105ZM76 107V106H75ZM107 107H109V108H111L112 109V111H115V112H117V113H115V112H113L112 113V111L111 110H109ZM150 107V106H149ZM155 107V106H154ZM178 108H179V106H177ZM177 107H175V108H177ZM195 107V108H194ZM210 107V106H209ZM216 107V106H215ZM1 108H3V109H1ZM14 109H15V107H13ZM26 108V107H25ZM61 108V107H60ZM170 108V107H169ZM206 108V107H205ZM204 108V109H205ZM211 108V107H210ZM222 108V107H221ZM231 108V107H230ZM12 109V108H11ZM33 109V108H32ZM32 109H29V111L30 110H32ZM35 109V108H34ZM56 109H57V105H56ZM78 109H79V107H78ZM114 109V110H113ZM154 109V108H153ZM161 108H159L158 106H157V109L155 108V112L157 113V111L159 112V110H160ZM164 109V108H163ZM162 109V110H163ZM181 109H182V111H184L183 110V108L181 107ZM185 109V108H184ZM215 109V108H214ZM236 109V110H235ZM6 110V109H5ZM4 110V111H5ZM13 110V109H12ZM23 110H27V109H23ZM91 110V111H92ZM108 110L110 111V112H108ZM132 110H134V111H132ZM136 110L139 112H142L143 111V113H138V114H135L134 112H136ZM170 110H172V109H170ZM188 110V109H187ZM190 110V109H189ZM200 110V109H199ZM202 110V109H201ZM233 110H230V111H233ZM15 111V110H14ZM13 111V112H14ZM32 111H34V110H32ZM71 111V110H70ZM73 111V110H72ZM85 111V110H84ZM128 111H131V113L129 112V114H128ZM164 111V110H163ZM180 111V110H179ZM182 111H180V114H177V116H180L179 118L181 119L180 121H182V124H181V126L183 125V121H186V122H188L187 120L189 119V122H191V120L192 119H190V117H189V115H187V114H189L190 113V111H187V112H189V113H187V114H185L186 112H182ZM25 112V111H24ZM27 113H29L28 112V110L26 111ZM25 112V113H26ZM31 112V111H30ZM98 112V111H97ZM214 111L212 110L211 111V113L212 114H214L213 113ZM1 113V112H0ZM4 113H6V112H4ZM4 113H3V115H4ZM37 113V112H36ZM86 113V112H85ZM111 113L112 114H114V116L113 115H111ZM125 115H124V114ZM162 113H164V112H162ZM172 113H173V111H172ZM171 113V116L173 115ZM198 113V112H197ZM219 113V115H220V112H218ZM225 113V112H224ZM231 115H230V114ZM2 114V113H1ZM14 114V113H13ZM29 114H31V113H29ZM28 114V115H29ZM79 114V113H78ZM95 114V113H94ZM104 114V115H103ZM106 114V115H105ZM116 114V115H115ZM127 114V115H126ZM135 116H133V115ZM148 114V115H147ZM176 114V113H175ZM227 114H229L228 116H227ZM27 115V116H28ZM38 115V114H37ZM93 115V114H92ZM147 115V116H146ZM158 115H159V113H158ZM157 115V116H158ZM163 115V117L166 115V113L165 114H162ZM167 115H169V114H167ZM199 115V114H198ZM215 115H217V114H214V116ZM262 115V116H261ZM5 116H6V114H5ZM12 116V115H11ZM32 116V115H31ZM31 116L29 117V118H31ZM78 116V115H77ZM87 116V115H86ZM95 116V115H94ZM93 116V117H94ZM137 116H140V117H138V119L139 118H142L143 117V119L142 120H138V119H135V118H137ZM151 116V117H150ZM156 116V118H158V119H160L159 117H157ZM160 116H161V114H160ZM177 116H172V117H176L177 118ZM213 116V115H212ZM213 116V117H214ZM13 117V116H12ZM16 117V116H15ZM126 117V118H125ZM166 117V116H165ZM189 117V118H188ZM200 117V118H199ZM213 117H209V119L210 118H213ZM220 117H222V115L220 116ZM8 118V117H7ZM36 118V117H35ZM35 118H33V121H34V119ZM37 118H38V116H37ZM77 118V117H76ZM128 118H129V120H128ZM178 118V119H179ZM192 118V117H191ZM215 118V117H214ZM217 118H219V116L217 117ZM216 118V119H217ZM2 119V118H1ZM12 119V118H11ZM40 119V118H39ZM56 119V118H55ZM80 119V118H79ZM86 119V118H85ZM165 119V118H164ZM163 119V120H164ZM167 119V118H166ZM165 119V120H166ZM177 119V120H178ZM198 119V120H197ZM205 121H204V120ZM208 119V120H209ZM17 120V119H16ZM15 120V121H16ZM28 120V119H27ZM30 120H32V119H30ZM30 120H28V122L30 121ZM89 120H91V119H89ZM128 120V121H127ZM155 120V119H154ZM161 120H162V116H161ZM176 120V119H175ZM12 121H14V120H12ZM11 121V122H12ZM15 121H14V123H15ZM100 121V120H99ZM102 121H100V122H102ZM158 121V120H157ZM173 121V120H172ZM205 122V123H203L202 124V122ZM217 121V120H216ZM10 122V123H11ZM40 122V121H39ZM38 122V123H39ZM44 122V121H43ZM77 122V121H76ZM86 122V121H85ZM168 122V121H167ZM33 123V122H32ZM35 123V122H34ZM33 123V124H34ZM41 124H42V122H40ZM49 123V122H48ZM47 123V124H48ZM75 123V122H74ZM78 123V122H77ZM88 123V122H87ZM91 123V122H90ZM107 123H109V125L107 124ZM156 123V122H155ZM170 123H171V121H170ZM185 123V122H184ZM191 123V124H192ZM217 123V122H216ZM12 124H13V122H12ZM44 124V123H43ZM96 124V123H95ZM103 124V123H102ZM106 124H107V126H106ZM143 124H146L145 126H143ZM179 124V127H180V123H178ZM177 124V125H178ZM188 124V123H187ZM14 125V124H13ZM35 125V124H34ZM33 125V126H34ZM38 125V124H37ZM77 125V124H76ZM86 125V124H85ZM151 125V124H150ZM176 125V126H177ZM190 125V124H189ZM217 125H218V123H217ZM221 125V124H220ZM15 126V125H14ZM75 126V125H74ZM93 126V125H92ZM102 126V125H101ZM148 126V125H147ZM158 126L159 127H161L162 126V124H161V126H160V124H158ZM158 126H156V127H158ZM170 126V125H169ZM183 126H185V125H183ZM39 127H40V124H39ZM45 127V126H44ZM72 127V126H71ZM108 127V128H107ZM140 127V128H139ZM172 127H173V125H172ZM178 127V126H177ZM201 127V128H200ZM204 128H205V125L203 126ZM216 127L218 128V129H216ZM220 127V126H219ZM43 128V127H42ZM74 128V127H73ZM78 127H76L75 129H77ZM87 128V127H86ZM90 129H91V127H89ZM149 128V127H148ZM150 128H151V126H150ZM154 128H155V125H154ZM163 128H165V126L163 127ZM167 128V127H166ZM169 128V127H168ZM167 128V129H168ZM181 128V127H180ZM186 128H188V126H186ZM36 129H37V126H36ZM47 129V128H46ZM178 129V128H177ZM176 129V130H177ZM197 129H200V133H201V131H202V133L200 134L198 131L199 130H197ZM39 130V129H38ZM48 130V129H47ZM46 130V131H47ZM51 130V129H50ZM49 130V131H50ZM87 130V129H86ZM85 130V131H86ZM126 130H128V131H126ZM150 130V129H149ZM152 130L154 131V129L152 128ZM159 130V129H158ZM161 130V129H160ZM169 130H170V128H169ZM180 130V129H179ZM48 131V132H49ZM85 131H83V132H85ZM101 131V130H100ZM119 131V132H118ZM124 131V132H123ZM166 131V130H165ZM165 131H163V132H165ZM173 131V130H172ZM185 131H186V129L185 128H183V130H181V131H179L180 132V134H184V136H185ZM77 132H78V130H77ZM86 132H88V130L86 131ZM99 132V131H98ZM187 132V134L186 135H188V134H190V133H188V130L186 131ZM206 134H205V133ZM210 132V133H209ZM220 132V133H219ZM39 133V132H38ZM45 133V132H44ZM43 133V134H44ZM50 133H51V131H50ZM49 133V134H50ZM100 133V132H99ZM209 133V134H208ZM48 134V133H47ZM76 134H78V133H76ZM145 134H148V135H145ZM152 134H153V132H152ZM168 134V133H167ZM170 134V133H169ZM173 134H175V132L173 133ZM173 134H170V135H173ZM179 134V133H178ZM192 134V133H191ZM229 135V139H228V135ZM87 135V134H86ZM105 137H104V136ZM181 135V136H182ZM213 136V137H210V136ZM37 136V135H36ZM46 136H50V135H46ZM45 136V137H46ZM118 136V135H117ZM136 136H137V141L135 140L136 139ZM159 136V135H158ZM190 136V135H189ZM38 137V136H37ZM45 137H44V139H45ZM87 137V136H86ZM91 137V136H90ZM105 139H104V138ZM108 137V138H107ZM109 137L113 140V142L112 141H110L109 142ZM121 137H124V136H121ZM127 137V136H126ZM126 137H124V138H126ZM161 137V136H160ZM173 137V136H172ZM193 137V136H192ZM36 138V137H35ZM135 138V139H134ZM153 140H152V139ZM180 138V137H179ZM178 138V139H179ZM184 138V137H183ZM190 138V137H189ZM228 140H227V139ZM37 139V138H36ZM110 139V140H111ZM114 139H116L117 141H118V139L115 137ZM176 139V138H175ZM181 139V138H180ZM225 139V140H224ZM84 140V139H83ZM82 140V141H83ZM132 140V141H131ZM170 140V139H169ZM192 140V139H191ZM38 141V140H37ZM41 141V140H40ZM90 141V140H89ZM130 141L132 142V143H130ZM158 141V140H157ZM162 141H164V140H162ZM171 141H172V139H171ZM183 141V140H182ZM186 141V140H185ZM185 141H183V142H185ZM222 141H225V143H222ZM98 142V143H99ZM109 142V143H108ZM119 142V141H118ZM138 142V143H137ZM159 142V141H158ZM157 142V143H158ZM165 142H166V140H165ZM165 142H163V143H165ZM168 142V141H167ZM178 142H179V140H178ZM188 142V141H187ZM37 143V142H36ZM41 143V142H40ZM92 143V142H91ZM111 143V144H110ZM126 143V144H125ZM127 143H130V144H127ZM136 143H137V146H136ZM156 143V144H157ZM161 143V142H160ZM160 143H159V145H160ZM169 143V142H168ZM190 143V142H189ZM192 143V142H191ZM140 146H139V145ZM166 144V143H165ZM196 144V143H195ZM43 145V144H42ZM127 145V146H126ZM158 145V144H157ZM162 145V144H161ZM179 145H181V144H179ZM184 145H186L185 143H184ZM184 145H183V148H184ZM193 145H194V143H193ZM40 146V145H39ZM38 146V147H39ZM85 146V145H84ZM87 146V145H86ZM164 146V145H163ZM178 146V145H177ZM176 146V148H178ZM187 146V145H186ZM196 146V145H195ZM156 147H158V146H156ZM199 147V146H198ZM104 148L106 149V150H104ZM109 149V153H107L106 151ZM129 148V149H128ZM165 148H166V146H165ZM182 148V147H181ZM194 148V147H193ZM196 148V147H195ZM35 149V148H34ZM38 149V148H37ZM101 149H103V151L101 150ZM157 150V152H155L156 150ZM173 149H174V147H173ZM180 149V148H179ZM178 149V150H179ZM187 149V148H186ZM199 149V150H200ZM166 150H167V148H166ZM176 150V149H175ZM177 150V151H178ZM185 150V149H184ZM188 150V149H187ZM193 150V149H192ZM197 150V149H196ZM102 151V152H101ZM129 151H131V152H133L132 154L130 153L129 154ZM168 151V150H167ZM170 152H171V148H170V150H169ZM172 152H174L173 150H172ZM171 152V153H172ZM176 152V151H175ZM174 152V153H175ZM184 152V151H183ZM198 152V151H197ZM100 153H102L101 155H99ZM122 153V154H121ZM123 153H125L124 155H123ZM153 153L154 154H156V156L155 155H153ZM167 153V154H166ZM173 153V154H174ZM186 153V152H185ZM184 153V154H185ZM192 153V152H191ZM87 154V153H86ZM178 154H179V152H178ZM183 154V153H182ZM196 154V153H195ZM89 155V154H88ZM87 155V159L86 160H88L89 159V156ZM95 155V156H96ZM108 155L109 156H112V159H113V157H114V159H113V163H111L110 161L112 160V159H110V157H108ZM120 155V156H119ZM132 155V156H131ZM187 155V154H186ZM191 155V154H190ZM197 155H198V153H197ZM200 155V154H199ZM174 156V155H173ZM178 156V155H177ZM192 156V155H191ZM196 156V155H195ZM80 157V156H79ZM84 157V156H83ZM92 157V156H91ZM105 157H106V159H105ZM107 157H108V159H107ZM117 157V158H116ZM124 157V158H123ZM125 157H129V159H127V158H125ZM119 158V159H118ZM106 160V161H103V160ZM193 159V160H192ZM108 160V161H107ZM110 160V161H109ZM140 160V161H139ZM177 160V159H176ZM180 160H178L179 162H180ZM188 160V161H187ZM107 163V162H110L109 164H105V165H103L104 163ZM139 161V162H138ZM177 161V162H178ZM200 163H199V162ZM124 162V163H123ZM131 162H129V163H131ZM173 162V161H172ZM22 163V162H21ZM125 163V164H126ZM141 163V164H142ZM20 164V163H19ZM94 164V163H93ZM118 164V166H116V165ZM175 164H178V163H176L175 162ZM22 165H24V164H22ZM130 165H132V164H130ZM134 165V164H133ZM133 165L131 166V168L133 167ZM144 165H143V167H144ZM19 166H21V165H19ZM104 166H106L105 168H104ZM116 166V167H115ZM129 166V165H128ZM130 167V166H129ZM140 167V166H139ZM138 167V168H139ZM120 168V167H119ZM136 168H137V166H136ZM14 169V168H13ZM134 169V168H133ZM132 169V170H133ZM143 169V168H142ZM147 169V168H146ZM17 170V169H16ZM96 171H94V175H96V173L95 172H98L97 171V169H95ZM147 170H149V168L147 169ZM153 172H154V170L153 169H151ZM150 170V172H152ZM20 172H22L21 170H19ZM25 171V170H24ZM37 171V170H36ZM35 171V172H36ZM130 171V170H129ZM155 171V172H156ZM16 172V171H15ZM34 172V173H35ZM38 172V171H37ZM36 172V173H37ZM119 172V171H118ZM146 172V171H145ZM148 172V171H147ZM93 173V172H92ZM117 173V172H116ZM144 173V172H143ZM97 174H100V173H97ZM102 174V173H101ZM100 174V175H101ZM145 174V173H144ZM144 174H142V175H144ZM148 174H149V172H148ZM147 174V175H148ZM157 174V173H156ZM92 175V174H91ZM128 175H129V173H128ZM153 175V174H152ZM151 175V176H152ZM6 176H8L7 174H6ZM5 176V177H6ZM11 176V175H10ZM38 176V175H37ZM97 176V175H96ZM99 176V175H98ZM135 176V175H134ZM138 176V175H137ZM159 176V175H158ZM95 176H93V178H94ZM121 176H119V178H120ZM125 177V176H124ZM96 178H98V177H96ZM96 178H95V180H96ZM118 178V177H117ZM149 179V178H148ZM154 179V178H153ZM115 180V179H114ZM113 180V181H114ZM129 180V179H128ZM18 181V180H17ZM118 181V180H117ZM146 181H148L147 179H146ZM162 181V182H163ZM129 182V181H128ZM19 183V182H18ZM106 183V182H105ZM139 183V182H138ZM144 183V182H143ZM143 183H141L142 185H143ZM161 184V183H160ZM126 185H128V184H126ZM125 185V187H127V189H128V187H130V186H126ZM133 185H135V183L133 184ZM145 185V184H144ZM141 186V185H140ZM146 186V185H145ZM124 187V188H125ZM88 188V187H87ZM103 188V187H102ZM122 188H123V186H122ZM122 188H120V190H122ZM140 188V187H139ZM17 189V188H16ZM52 189V188H51ZM135 189H137V188H135ZM18 190V189H17ZM16 190V191H17ZM124 190H126V188L124 189ZM129 190V189H128ZM138 190V189H137ZM141 190V189H140ZM25 191V190H24ZM116 192V194H115V192ZM127 191V190H126ZM126 191H123L124 193H121L122 191H118V192H120L121 194H124V196H125V192ZM132 191V190H131ZM76 192V191H75ZM105 192V193H104ZM137 192V191H136ZM56 193V192H55ZM79 193V192H78ZM128 193V192H127ZM53 194V193H52ZM91 194V195H90ZM136 194V193H135ZM9 195H10V192H9ZM25 193H23V191H22V193L21 192H15V194H14V197H13V200L14 201H16V203L18 204V201H20L21 199H23L24 197H25ZM75 195V194H74ZM74 195H73V198H74ZM151 195V194H150ZM11 196V195H10ZM60 196H62V195H60ZM59 196V197H60ZM76 196V195H75ZM126 196H127V194H126ZM6 197V196H5ZM94 197H93V199H94ZM112 197V196H111ZM120 197V196H119ZM5 199V198H4ZM2 199L1 198V200H3V202H5V205L6 206H8L7 204H9L8 202H9V200H8V198L7 199ZM11 199V198H10ZM37 199V198H36ZM49 199H50V197H49ZM60 199V198H59ZM63 200H64V198H62ZM78 199V198H77ZM78 199V200H79ZM89 199H90V201H89ZM127 199V198H126ZM34 200V199H33ZM38 200H41V199H39L38 198ZM44 200V199H43ZM61 200V199H60ZM80 200V202L78 201V203H81V206L84 204L82 201H84V200H82L81 201ZM135 202H134V201ZM35 201V200H34ZM42 201V200H41ZM46 202L48 201V200H45ZM44 201V202H45ZM65 201H66V199H65ZM93 201V202H92ZM38 202V201H37ZM63 202V201H62ZM96 202H98V201H96ZM13 203H15V202H13ZM77 203V204H78ZM98 203H100V202H98ZM103 203V202H102ZM0 204H3V203H0ZM17 204H15V205H17ZM21 204V203H20ZM20 204H18L19 206H20ZM89 204V205H90ZM91 204V205H92ZM97 204V203H96ZM101 204V203H100ZM79 205V204H78ZM101 205H103V204H101ZM106 205L105 206H102V207H106ZM2 205H0V207H1ZM100 205L98 204L97 205V207H99ZM17 207V206H16ZM25 207V206H24ZM4 208V207H3ZM5 208H7V207H5ZM4 208V209H5ZM99 208H101V206L99 207ZM3 209V210H4ZM8 210H9V208H7ZM15 209V208H14ZM104 209V208H103ZM105 211H110L109 210V208L107 209V208H105L104 209ZM1 211V210H0ZM10 211V210H9ZM111 212V211H110ZM113 213V212H112ZM116 213V212H115ZM114 214V213H113ZM117 214V213H116ZM115 214V215H116ZM202 214H200V215H202ZM211 214H218L220 217H222V219H224L225 221H227V224H226V226H224V227H222V226H220V228H219V226H217L216 225V220H214V217L211 215ZM177 215V216H178ZM198 215V214H197ZM196 215V216H197ZM184 216V215H183ZM206 216H208V217H210V219L208 218V217H206ZM87 217V216H86ZM85 216H84V220H85V218H86ZM89 217V216H88ZM173 217V216H172ZM180 217H182L181 215H180ZM216 217V216H215ZM220 217H218L219 219H220ZM82 218H80L79 220H81ZM114 218H115V216H114ZM117 218V219H118ZM184 218V217H183ZM86 219H88V218H86ZM171 219V218H170ZM202 219H205L204 220V222L202 221ZM207 219V220H206ZM173 220H174V218H173ZM63 221H64V218H63ZM66 221V220H65ZM69 221V220H68ZM119 221V220H118ZM168 221V220H167ZM175 221V220H174ZM71 222V224H72V222L73 221H70ZM75 222V221H74ZM173 222V221H172ZM65 223V225L67 224V222H64ZM77 223H78V221H77ZM62 225H63V223H61ZM71 224H69V225H71ZM121 224V223H120ZM218 224V223H217ZM64 225V226H65ZM68 225V226H69ZM67 226V225H66ZM132 226V225H131ZM141 226H143V225H141ZM159 226H160V224H159ZM115 227V226H114ZM153 227V226H152ZM156 227H158V225H156ZM222 227V228H221ZM17 228V227H16ZM131 228V227H130ZM135 228V227H134ZM159 228V227H158ZM48 229V228H47ZM118 229H120V228H118ZM15 230V229H14ZM62 230V229H61ZM131 230V229H130ZM71 231V230H70ZM72 231H74V230H72ZM135 231H137V230H135ZM8 232V231H7ZM69 232V231H68ZM67 232V233H68ZM76 232V231H75ZM134 232V231H133ZM55 232H53L52 233V231H51V235L52 234H54ZM83 233V232H82ZM60 234V233H59ZM69 234V233H68ZM74 233H72V235H73ZM76 234H77V236L79 237L80 235H79V233H77L76 232ZM76 234H74V235H76ZM84 234V233H83ZM82 234V235H83ZM126 234V233H125ZM144 234V233H143ZM8 235V234H7ZM50 234L48 235V237L49 236H51ZM72 235H70L71 237H73ZM52 236H54V235H52ZM60 236V235H59ZM63 236H64V240H63ZM62 236V234H61V238L59 237V239H62V241L64 242H66V244L64 245L65 247H70V249H71V251H70V249H67V248H65V250L62 248V246L60 247V248H62L63 250H64V252L65 251H67V253L65 252V254H69V257L67 258V256H66V259H64L65 257H62V259H64V260H66L65 262H66V264H67V261L68 260H70L71 258H70V253L72 252V250H74V249H72L71 247H73V246H69L70 244V242H77L76 240H80V238H78L77 239V237H75L76 239H74V240H72L71 239V237L69 236V238H70V242H68L69 241V238H67L66 236H65V234ZM98 236V235H97ZM96 236V237H97ZM133 236H134V234H133ZM55 237V236H54ZM54 237H49L51 240H53V238ZM58 236H56V238H57ZM82 237V236H81ZM99 237H100V235H99ZM96 238L97 240H95L96 241V244H98L99 246H98V248H100V252H102L101 251V247L102 246H104L105 244H107V242L108 241H110V239L107 241V240H105V239H103V240H101V238ZM117 237V236H116ZM15 238V237H14ZM74 238V237H73ZM136 238V237H135ZM82 239V238H81ZM98 239H100V240H98ZM133 239H134V237H133ZM1 240V239H0ZM4 240H5V238H4ZM72 240V241H71ZM79 240H78V243H79ZM82 240H84V239H82ZM81 240V241H82ZM9 241H11V240H9ZM16 241V240H15ZM87 240H85V241H82V242H85V243H88V241L86 242ZM107 241V242H106ZM114 241H115V239H114ZM131 241V240H130ZM80 243V244H83V243ZM98 242V243H97ZM113 242V241H112ZM129 242V241H128ZM131 242H133V241H131ZM143 242V241H142ZM6 243V242H5ZM95 243V242H94ZM126 243H127V241H126ZM125 243V244H126ZM50 244L51 243H49L47 246H50ZM63 244V243H62ZM61 244V245H62ZM77 244V243H76ZM93 243H91V244H89V246H91ZM113 244V243H112ZM86 245V244H85ZM143 245H144V243H143ZM52 246V245H51ZM54 246V245H53ZM87 246H88V244H87ZM88 246V247H89ZM110 246V245H109ZM120 246V245H119ZM137 246H139V245H137ZM79 247V246H78ZM87 247V248H88ZM133 247H135V246H132V249H133ZM2 248V247H1ZM84 248V247H83ZM82 248V249H83ZM44 249V248H43ZM43 249H42V251H43ZM81 249V248H80ZM81 249V250H82ZM88 249H90L91 250V248L89 247ZM85 250V249H83L82 251L83 252H81V250L79 251V250H77V249H75V251H73L75 254H78L77 256H79V253H82L85 257H87V254H89V250ZM108 249V248H107ZM7 251V250H6ZM70 253H69V252ZM77 251H78V253H77ZM127 250H124V255L123 256H127L128 255V251L126 252ZM111 252V251H110ZM125 252L127 253V254H125ZM186 252V251H185ZM7 253V252H6ZM9 254H10V251L8 252ZM109 253V252H108ZM106 254V257L107 256H111V254L109 255V254ZM112 253V252H111ZM130 253V252H129ZM187 253V252H186ZM8 254V255H9ZM72 255H75V254H73V253H71ZM99 255H100V253H98ZM103 254V252L101 253V255ZM132 254V255H133ZM140 254V255H141ZM182 254H184V253H182ZM188 254V253H187ZM8 255L6 254V255H4V253L2 254V256L0 255V261H6L7 262V259H10V258H6V256L8 257ZM13 255V254H12ZM83 255H82V257H80L79 259H84V257H83ZM121 255V256H122ZM131 255V254H130ZM131 255V256H132ZM136 255V256H135ZM158 255V256H159ZM185 255V254H184ZM10 256V255H9ZM76 256V255H75ZM80 256H81V254H80ZM98 256V255H97ZM120 256V257H121ZM139 256V255H138ZM181 256V257H180ZM100 257V256H99ZM111 257H116V256H111ZM119 257V255L117 256V258ZM119 257V258H120ZM142 257V256H141ZM167 257V256H166ZM180 257V258H179ZM97 258V257H96ZM102 258V257H101ZM108 258V257H107ZM116 258V259H117ZM118 258V259H119ZM122 258V257H121ZM120 258V260L118 261V260H116V261H118V262H120V263H117V264H125V263H127V261L126 260H124V262L122 261V259ZM143 258V257H142ZM187 258V257H186ZM11 259H13V258H11ZM10 259V260H11ZM68 259V260H67ZM73 259H74V257H73ZM72 259V261H79V259L78 258H75L74 260ZM77 259V260H76ZM109 260V262L108 261H105V263L107 262V264H115L112 260L114 259L115 260V258H108ZM112 259V260H111ZM124 259H126L125 257H124ZM159 259V258H158ZM164 259H165V257H164ZM185 259V258H184ZM61 260V259H60ZM64 260H61V261H59L58 262V264H64V263H61V262H63ZM107 260V259H106ZM136 260V259H135ZM134 260V261H135ZM143 260V262H144V259H142ZM13 261H15V260H13ZM19 261H20V259H19ZM122 261V262H121ZM140 261V260H139ZM149 261H150V263H149ZM166 261V260H165ZM168 261V260H167ZM16 263L15 264H18L17 263V258H16V261H15ZM71 262V260L69 261V263ZM98 260H96L95 262H93V264H98ZM100 262H101V259H100ZM111 262H113V263H111ZM132 262V261H131ZM155 262V263H154ZM183 262V261H182ZM8 263V262H7ZM82 263H83V261H82ZM90 263V262H89ZM102 264H105V263H103V258H102V262H101ZM159 263V262H158ZM169 263V262H168ZM172 263V262H171ZM19 264H20V262H19ZM71 264V263H70ZM77 264V263H76ZM79 264H81V262H79ZM85 264V263H84ZM136 264V263H135ZM183 264V263H182Z\"/></svg>","mask_w":264,"mask_h":264}]
</instances>
